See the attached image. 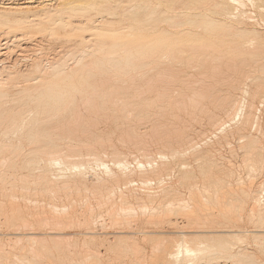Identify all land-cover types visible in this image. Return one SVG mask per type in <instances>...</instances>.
Here are the masks:
<instances>
[{"label": "bare ground", "instance_id": "obj_1", "mask_svg": "<svg viewBox=\"0 0 264 264\" xmlns=\"http://www.w3.org/2000/svg\"><path fill=\"white\" fill-rule=\"evenodd\" d=\"M4 1V0H3ZM3 1H1L0 0V6L1 7H3L2 9L0 8V25L1 24H3V25H6L7 26V28L8 29H10L13 25H16V28L17 27H27V26H31V24L32 23H34L35 22V20H37V18H36V16L38 17V16H44V17H49V19H50V21H52V23L53 24H56V25H60V26H64L66 23L63 21V19H62V16L65 14V13H71V14H75V13H81V15H84V16H87V17H89V16H92L93 14H95V13H93L94 11L96 12V10L98 9V10H102V9H104L103 7H102V5H101V7H100V9L96 6V3L95 2H88V4H84V3H82L83 1L82 0H47L48 1V4H50L49 5V7H51L50 8V10H52L51 11V13H49V12H47L46 10H47V7H48V4L47 3H45L44 1L42 2V1H40V3H35V0H24V1H19V0H9L8 2H3ZM94 1V0H93ZM103 1V0H102ZM140 1V2H139ZM226 1H229V0H226ZM232 3H231V5H228L227 6V4L229 3V2H226L225 3V1L224 0H138V2H139V4H135L134 6L133 5H131V7H130V5L128 6V4H126V3H124L123 2V4H125V5H127L128 7H125L123 10L122 9H118L117 11H124V19H126V26H125V28H128V30H127V32H128V35H133L132 37H130V38H126V39H122V38H113V37H111V38H113V39H102V38H99L100 40H98V39H96V40H98L96 43H102V45H104V43L103 42H108V43H110V45L109 46H111V47H113V48H115V50H120V49H116V47H121L120 46V44H125V45H127L128 46V50H126V47H123V49H124V51L126 52V53H128V57L127 56H125V57H127V59H129L130 57H132L133 55H135V53H137V52H140L141 54L142 53H144L143 55H144V57H141L142 59L139 61V63H137V64H133L134 66L133 67H135L134 69L136 70L135 72L136 73H138L137 75L134 73V71H133V73H131L130 72V74H131V77H133V79L132 78H129V79H127V80H134V79H137V77H140L141 79L140 80H142L141 82H143V80H145V79H148V80H146V81H149L150 83H152L153 85H154V87H152V88H154V89H156L157 91H159V92H154V91H156V90H152V94H150L151 96L154 94V93H158L157 94V96L159 97L160 96V94L167 100V102H168V104H169V106H170V104L173 106V103H174V99L176 98V96H174L175 98H173V95H172V93L174 92V87H173V83L171 84V82H177V81H185V80H183V78H182V69H180V68H177V67H175L174 66V64H172L170 61H168L166 58L168 57V55L170 54V52L172 53L171 54V56H173V57H175L176 59L178 58V60L179 59H181L182 57L180 56H178V57H176L177 55H178V51L180 50V48L181 49H184V50H186V46H189V47H198V48H201V49H203V48H205V46H207L208 48H206V49H209V46H212V47H215L214 49H215V51H216V48H217V53H218V50L219 49H221V46H222V44L224 45L225 43V38L224 37H222V36H219L217 33H214L213 35L211 34V35H206V34H201V33H197V32H195L194 30L195 29H198L197 27H200V28H202L206 33H209L210 31H209V28H210V26H213L214 24H216V22H218V20L216 19L215 20V18H212L211 17V14H226V15H229V16H233V17H237V16H239V15H244V16H248V18L249 19H253V16H250V15H248L249 13H248V11H245V10H241V6L242 7H244V5L246 4V2H249V3H251L253 6H256V7H258L260 10H262V11H264V0H230ZM116 1H114V3H115ZM120 3H121V1H119ZM128 2L131 4V2L132 1H130V0H128ZM127 2V3H128ZM133 2H134V0H133ZM37 4V5H33V4ZM57 4V5H55L56 6V9H55V7H54V5L53 4ZM234 3V5H232ZM123 4H121V6H123ZM230 4V3H229ZM236 4V5H235ZM40 5V8H38V10H35V8L34 9H32L33 11L35 10V13L34 14H31V16H33L34 15V17H32L31 19L29 18L30 17V14H28L27 12H31L32 10H30L31 9V7L33 8V7H36V6H39ZM42 5V6H41ZM110 5V4H109ZM230 6H234V7H230ZM246 6H247V4H246ZM113 6H108V8L107 7H105V9H108L109 11H110V9L112 8ZM117 7V6H116ZM228 7H230L231 9L233 8V10H231V11H229V10H227L228 9ZM118 8V7H117ZM119 8H121V7H119ZM25 9H27V10H25ZM54 9H55V12H54ZM199 9V10H198ZM246 9V8H245ZM49 10V9H48ZM251 10V9H250ZM102 11H105V10H102ZM112 11V10H111ZM115 11V10H114ZM235 11H237V12H235ZM53 12V13H52ZM108 12V11H107ZM113 12V11H112ZM112 12H109V14L111 15V16H115V13H112ZM250 12V11H249ZM78 13V14H79ZM253 13V12H252ZM261 13V12H260ZM29 16H28V15ZM97 14H99V11L97 12ZM106 14V13H105ZM104 14V15H105ZM118 16L117 17H120L119 16V13L117 12L116 13ZM254 14V13H253ZM80 15V14H79ZM216 15V16H217ZM255 15V14H254ZM4 16H6V17H4ZM104 17L103 15H100V17ZM105 16H107V15H105ZM122 16V15H121ZM197 16H202V19L203 20H201V22L200 21H197V19H196V17ZM222 16V15H221ZM80 18V17H79ZM98 18V17H97ZM106 18H108V17H106ZM105 18V19H106ZM110 19H112L111 17H109ZM198 19H201V18H199V17H197ZM74 19V18H73ZM104 19V20H105ZM110 19H106L105 21H107V20H110ZM117 19V18H116ZM116 19H114V20H116ZM231 19V18H230ZM238 19V18H237ZM44 20V19H43ZM97 20V19H96ZM99 20V19H98ZM119 20V19H118ZM118 20H116V21H113V23L114 22H116V23H118L119 21ZM123 20V19H122ZM223 20H226V19H223ZM232 20V19H231ZM244 20V18L242 19V20H240V21H243ZM42 21V20H41ZM49 21V22H50ZM216 21V22H215ZM237 21V20H236ZM37 22H39V21H37ZM81 22V21H80ZM79 22V24H81ZM97 22H101V21H97ZM95 23V20H94V22H90L91 24L93 23H95V24H98V23ZM125 22V21H124ZM197 22L199 23L200 22V24H197ZM223 22L224 21H222V23L221 24H223ZM230 22V21H229ZM229 22H228V24H229ZM68 23V22H67ZM76 23V22H75ZM84 23H85V20H84ZM104 23H106V22H104ZM109 24H113V23H110V22H108ZM227 23V22H226ZM232 23H234V22H232ZM239 23H241V22H239ZM251 23V22H250ZM257 23V22H256ZM69 24V23H68ZM78 24V23H77ZM92 24V25H93ZM94 24V25H95ZM99 24H101V25H103V23H99ZM109 24H107L106 23V25H109ZM120 24V23H119ZM217 24H219V26H220V23H217ZM216 24V26H218ZM71 25H73V24H71ZM75 25V24H74ZM81 25H83V23L81 24ZM224 25V24H223ZM234 25V24H233ZM232 25V26H233ZM76 26H78V25H76ZM75 26V27H76ZM80 26V25H79ZM78 26V27H79ZM99 27H100V25H98ZM124 25H122L120 28H122ZM216 26H214V27H216ZM227 26H230L231 27V25L229 24V25H227ZM245 26V25H244ZM58 27V26H57ZM69 27V26H68ZM81 27V26H80ZM83 27V26H82ZM99 27H98V29H99ZM234 27V26H233ZM236 27H237V25H236ZM246 27V26H245ZM254 27V26H253ZM263 28H264V26H262ZM70 28V27H69ZM84 28H86L87 30H94L95 28H94V26L93 27H84ZM227 28H229V27H227ZM227 28H225V29H227ZM239 28H240V25H239ZM252 28V27H251ZM73 30L75 29V28H72ZM211 29H213V28H211ZM247 29H249V28H244V29H242V30H237V32H239V35H240V32L244 35H250L251 34V32L253 33V36H252V38H251V40H255V41H257V47H255L256 49H252L251 47H248V48H245L244 47V43L242 44V43H239V44H235V45H238V46H236L234 49L235 50H237V52L238 51H240L239 52V55H242V57H243V59L241 58V57H239L240 58V60L239 61H241V59L242 60H244V62L247 64H251V63H253L254 64V66L256 67V68H258V70L261 72V75H257V74H260V73H257L256 75L252 72V71H250V70H245V69H243V71H242V69H241V66L240 67H237V65H238V63H239V61L238 62H236L235 63V61H234V64H235V66L237 67V71H235L236 70V67H234V65H233V67L235 68V70H234V73L235 72H238V74H237V77H233L232 79L233 80H225V79H223L222 78V76L223 75H225L226 74V76H228L227 75V73H225V74H222V76H221V78H222V82H225V81H227V82H225L226 84H227V86L229 87L228 89H227V91H226V93H219V91H221V90H219L218 88H219V83H221L220 81H219V83H218V77H214L215 79H216V81H215V83H211V82H209V83H211V84H209L207 81L209 80L208 79V77H205V79L207 78V81H202L201 79L199 80V81H202V83H200V85H201V87L200 86H198V84H197V86L198 87H200V88H196V98L195 99H191L192 101H193V103H192V101H191V103H190V106L192 105V104H194V106H196V107H191V109L192 108H196L197 110H196V112L197 111H202V112H200L201 113V116L202 115H204V113H206L205 111H207L208 113H210V115H209V117L210 118H212L214 121L215 120H217L218 119V117L219 116H221L220 115V113L223 111V112H225V113H227L228 112V115L227 116H232V117H228L229 119L231 118L232 119V121L233 120H235L237 117H239L238 118V120L237 121H233L234 123H235V126H233V127H231L228 131H224V129L226 128V124H227V122L225 121L224 122V120L223 119H219L220 120V122H218V123H220L219 124V127H216V128H222L223 129V131H221V132H223V134H222V136H221V138L222 139H224V140H226V141H228V139L230 138V136H232V138H233V140H234V137L233 136H235V135H238V137H240L239 139H241V140H239L240 141V145H243V144H241L242 142L241 141H244L245 142V145H246V148H251V149H246V150H248V152L250 153L251 151H252V149H257L258 150V143L260 142V139H259V137L257 136V135H254L253 136V134L251 135H249L247 132H246V130H248L249 128H252V127H258L257 128V130L259 129H261V131H262V128H261V125H260V116L259 115H257V113H255V111H254V109L255 108H257V106L254 104V100L252 101V102H249V100H248V98H247V96H249L250 95V86H248V87H245L246 85H244L246 82L243 80V77L245 78H247V79H251L252 78V82H253V84H254V89H253V97L254 98H256V96H259V98L261 97V98H263V94H264V76H262V74L264 75V61H261V58L262 57H264V32L262 31V32H260V30L259 31H255V30H253V31H249V30H247ZM253 29V28H252ZM50 30H52V28H50ZM83 30V29H82ZM96 30V29H95ZM223 30V29H222ZM258 30V29H257ZM264 30V29H263ZM5 31V30H4ZM8 33H9V30H6ZM5 31V32H6ZM11 31V30H10ZM13 31H15V30H13ZM12 31V32H13ZM81 31V30H80ZM207 31H209V32H207ZM235 31V30H234ZM233 31V32H234ZM211 32H213V31H211ZM217 32H219V31H217ZM221 32V31H220ZM1 33V32H0ZM51 33V32H50ZM87 33V32H86ZM104 33V32H103ZM137 33V34H136ZM7 34V33H6ZM22 34V33H21ZM20 34V35H21ZM91 34V33H90ZM89 34V35H90ZM92 34H94V35H96L95 33H92ZM134 34H136V35H134ZM182 35H186L187 36V38H180V36H182ZM220 35H223V34H221L220 33ZM1 36V35H0ZM19 36V35H18ZM18 36H15V39H14V37L12 38L13 40H11V41H13V43L14 44H16L17 42L19 43V41H24V37H23V39L21 40V39H19V38H17ZM49 36H51L50 34H49ZM242 36V35H241ZM22 37V36H21ZM29 37H31V36H29ZM56 37V36H55ZM62 37V36H61ZM89 37V36H88ZM92 37V36H91ZM95 37V36H94ZM100 37V36H99ZM227 37V36H226ZM229 37V36H228ZM240 37V36H239ZM2 38H3V36H2ZM1 38V39H2ZM10 38V39H11ZM51 38V37H50ZM53 38V37H52ZM63 38V37H62ZM199 38H204V40H202V42L200 43V46H195L196 44H199V43H197L198 42V40H199ZM230 38H232L231 36H230ZM234 38V37H233ZM235 38H236V35H235ZM234 38V39H235ZM243 38V37H242ZM54 39V38H53ZM53 39H50V40H52V42H54L53 41ZM56 39V38H55ZM72 39V38H71ZM86 38H84V37H82L80 40H82L81 42L83 43V41L85 40ZM94 38L92 37V39L91 40H93ZM239 39V38H238ZM43 40V39H42ZM49 40V41H50ZM59 39H57V41H58ZM67 40V39H66ZM87 40H88V38H87ZM87 40L85 41V43L87 42ZM226 40H228L227 38H226ZM237 40V39H236ZM245 40V39H244ZM1 41V40H0ZM10 41V40H9ZM22 41V42H23ZM78 41V40H77ZM231 41V40H230ZM2 42V41H1ZM6 42H8V39H7V41ZM16 42V43H15ZM44 42V41H43ZM62 42V41H61ZM94 42V41H93ZM9 43V42H8ZM12 43V42H11ZM12 43V44H13ZM17 43V44H18ZM24 43H25V41H24ZM28 43V42H27ZM58 43H59V41H58ZM67 43V42H66ZM76 43V42H75ZM78 43V42H77ZM76 43V44H77ZM107 43V44H108ZM238 43V42H237ZM2 44H6L7 45V43H2ZM12 44H8V46L7 47H10V45H12ZM16 44V45H17ZM19 44H21V43H19ZM39 44V43H38ZM76 44H73V47H75V45ZM87 44V43H86ZM89 44V43H88ZM93 44V43H92ZM253 44V43H252ZM1 45V44H0ZM72 45V44H71ZM71 45H70V47H71ZM79 45H81V43H79ZM234 45V44H233ZM232 45V46H233ZM234 45V46H235ZM2 46V45H1ZM18 46V45H17ZM22 46V45H21ZM21 46H19L20 48H23V46L21 47ZM87 46V45H86ZM85 46V47H86ZM100 45L98 44V48H104L105 50L104 51H102V53L103 52H106L107 51V49H109L108 47L109 46H100ZM230 46V45H229ZM229 46H227V47H229ZM243 46V47H242ZM245 46H248V45H245ZM250 46V45H249ZM251 46H254V45H251ZM6 47V48H7ZM37 47V46H36ZM69 47V46H68ZM69 47V49L71 50V48ZM78 47V46H77ZM84 47V46H83ZM89 47H94V49L96 50L97 48H96V46H89ZM106 47V48H105ZM183 47V48H182ZM5 48V47H4ZM20 48H18V49H20ZM26 48V47H25ZM53 48V47H52ZM51 48V49H52ZM65 48V47H64ZM63 48V49H64ZM79 48V47H78ZM198 48H195V49H197V50H195L194 48H191L192 50L191 51H193V54H194V56L190 53V51H186V54H188L187 52H189V54H188V57L190 58L191 56H193L194 58H195V66H194V63H193V67H195V69H196V67H197V70L198 71H196V73L198 72V74L199 73H202V75H199V76H203V78H204V75H208V74H210L209 72H210V70H212V72H214L215 73V71H216V75H217V73H219V72H221L222 73V71H218V69H221V68H219V67H221L223 64L221 63V62H223V61H221V62H219V60H223V58H226V57H228V55L226 56L224 53H219V55L218 54H215L214 52V54L216 55H214L213 57L216 59V57H217V55H218V57L220 58H218V59H216L217 61L216 62H218V63H221L222 65H220V64H217V65H219V66H212L211 67V65H210V63L212 64L213 62H210V60H213V57H212V59H211V57H210V55H213V53L212 54H208L207 52H204L205 51V49H203L204 51L202 52H199L200 51V49L198 50ZM223 49L225 48V47H222ZM45 49H46V47H45ZM89 49V48H88ZM73 50V49H72ZM80 50V49H79ZM83 50V49H82ZM84 50H87V47H86V49L84 48ZM82 51L83 53L85 52V51ZM94 50V51H95ZM110 50V49H109ZM113 51L114 53L116 52L117 53V51ZM165 50H167L168 52H166ZM170 50V51H169ZM213 50V49H212ZM8 51V50H7ZM44 51V50H43ZM51 51V50H50ZM60 51V50H59ZM61 51H63L62 49H61ZM98 51H101V50H98ZM121 51V50H120ZM128 51V52H127ZM6 52V51H5ZM12 52V51H11ZM16 51H14V53H15ZM39 52V51H38ZM64 52V51H63ZM66 52V51H65ZM69 52H71V51H69ZM77 52V51H76ZM75 52V53H76ZM89 52V51H88ZM97 52V51H96ZM96 52H93L94 54H96ZM112 51H110V53H111ZM122 52V51H121ZM124 52V54H126ZM147 52V57H146V59H145V53ZM164 52H165V54H164ZM179 52H181V53H179V54H184V52H182L181 50L179 51ZM210 52H212L211 51V49H210ZM24 53V52H23ZM26 53V52H25ZM24 53V54H25ZM52 53V52H51ZM85 53H87V51L85 52ZM99 53H101V52H99ZM108 53V52H107ZM114 53H112V54H114ZM229 52H227L226 54H228ZM231 53V52H230ZM233 53V52H232ZM231 53V54H232ZM48 54H50V53H48ZM90 54H92V52L90 51ZM109 54V53H108ZM111 54V55H112ZM118 54H120V53H117V55L116 56H118ZM123 54V55H124ZM138 54V53H137ZM12 55V54H11ZM63 55V54H62ZM81 55V54H80ZM96 55H98V54H96ZM96 55H95V57H94V59H97L98 57L100 58V54L97 56V58H96ZM115 55V54H114ZM185 55V54H184ZM234 54H232V56H233ZM237 55H238V53H237ZM245 55H247L248 57H245ZM1 56V55H0ZM7 56V55H6ZM68 56V55H67ZM81 56H83V55H81ZM84 56H86V57H88V55H84ZM83 56V57H84ZM89 56H91V55H89ZM116 56H114V57H112L113 59H116L117 57ZM120 56V55H119ZM140 56V55H139ZM142 56V55H141ZM167 56V57H166ZM170 56V55H169ZM226 56V57H225ZM5 57V56H4ZM24 57V56H23ZM54 57V56H53ZM76 57V56H75ZM116 57V58H115ZM134 57V56H133ZM132 57V58H133ZM230 57V56H229ZM236 58H237V56H235ZM234 56H233V59L235 58ZM35 58V57H34ZM33 58V59H34ZM59 58V57H58ZM57 58V59H58ZM80 58V57H79ZM79 58H77V60L79 59ZM82 58V57H81ZM85 58V57H84ZM84 58L83 59H81L78 63H73L74 64V66H70L71 67V69L73 70H69V72L67 71V69H63L65 72H63V70H61L60 71V69L59 68H56V69H58L59 71L57 72V73H55V75H54V77L53 78H43V79H39L38 77L37 78H33V79H30V78H28L27 80L28 81H30L26 86H23V87H15L16 85H15V79L17 80V75L15 76V72H17V71H15L14 69H16V68H14L13 70L15 71L14 73H13V75H12V73L10 74V70L8 71L7 70V72H9V74H6L7 75V77H2V78H0V127H4V131H3V133H4V135H6V136H9V135H11V134H13V133H16V132H18V131H20L21 129H24V131H22V132H24L23 133V135H22V137L23 138H25L26 140H28V141H25L30 147H28V152H26V154H24L23 155V157H24V159H23V161L21 162V164H20V162H19V158H20V155H22L24 152L22 151V149H23V147H24V144H23V142H21L20 143V145H13V144H11V143H6V142H2V143H0V157H2V160H0V166H3L4 164V166L3 167H7L6 168V170H1L2 168H0V210H2L3 211V215L5 216L4 218V221H0V228H1V226H7L8 228H18V229H20V230H17V229H14V230H16V232H14V233H12L13 234V237L11 238V236L9 237V238H11V239H13L14 237L16 238V240L14 241V240H12V241H14L13 243H15L16 245H17V242L16 241H20V243H21V241L23 242H25L22 246H20V247H16L17 249L15 250V251H11V250H9V251H7L6 250V246H4V245H7V244H5V242H2L1 240H0V251H1V253H0V264H9L11 261V259L13 258H11V255H13L12 253H14V252H17L16 253V257H17V259H18V261L19 262H21V264H87L86 262L88 261H90L89 262V264H102V262H101V260H100V253L99 252H94V251H91L90 249L88 250V245H85V250L86 251H91L90 253L88 252H86L85 254H89V256L87 257V259L83 262V261H81V260H78V259H76L75 257H72V254H74L73 252H75V251H73V249L72 248H74V247H72V246H70V247H72V248H68L67 246H65V245H70V244H68L67 243V239L65 238L66 236H62L61 234H64V233H58V232H55V235H51V242H49V241H47L48 240V238L47 237H45V235L43 234L42 236L41 235H39V234H37V232H34V231H28L27 229H34L35 227H37V226H41V225H46V226H49L50 227V225L49 224H57L58 226H60V224L61 225H63V224H66V223H71V222H74L73 220H74V214H75V210H74V207H72L71 205V207H72V209H71V207H70V209L71 210H67L68 209V207H62L61 209L63 210V211H61V212H56V211H54V209L56 208V205L54 206L55 208L54 209H52L51 210V212L49 213V214H46V213H43V212H45L44 210H43V212H36V213H33L32 211H30V210H28V208H27V202L25 203L24 202V204H27L26 206H24V207H22L21 205H19V204H21V203H19L18 204V202H20V201H18V199L16 198V200L18 201V202H16L15 200H14V198H13V195H15V194H18L17 192V190H14V189H17L18 187H16V186H18V182H19V180H18V178H17V180L15 179L16 177V173L14 172L13 173V171L14 170H19L18 169V167L20 166L22 169H24L23 171V173H22V175H19V177L21 176V182H20V184H21V191H20V193L22 192V191H24L25 192V194H24V197H23V199L26 197V194H28L29 192H30V190L32 189V186L31 185H33L34 187H35V189H37V190H35L34 189V191H36V193H37V195H38V188H40V190H41V192H39V193H41V195L43 196L44 194H42V191L43 192H50L51 194H52V196H53V194H54V192H55V194H54V197H55V195H57L55 198H58V195L61 193V191H60V193L59 192H57V190L59 191V190H61V189H64L63 190V192L64 191H66L67 190V192H70V191H72L74 188H76V191L77 190H79L80 188H78V184H77V182H78V180L80 179V180H82L83 181V179L85 180V181H88V180H86L85 178H83L82 179V177H83V175L85 174V169L87 168V166H86V168H85V163H75V168H79V169H77L78 171L77 172H74V173H72V174H66V175H64L63 174V172H61L60 170L61 169H59V172L60 173H62L63 174V176L61 175V176H59V177H54V175H55V173H54V175L51 177V174H50V171H49V165H54V164H57V166H60V167H62L61 165H65V166H68V160H72L73 159V157H71V159L69 158V157H67V153H68V151L67 150H69L70 151V147H72V148H75V147H77L76 148V150H77V152H78V149H82V148H78V147H81V144H80V146H78L79 144H75V147L73 146V145H69V146H67V147H65V148H68V149H66V151H62V152H60L64 147H63V145H64V142L63 141H65V139H67V138H70V139H73V138H81L82 136L79 134V130L81 129V132H82V130H87V132L90 130L89 128H90V124L91 123H93V120H91L90 122L91 123H89V119L90 118H86L85 117V113H87V112H82V108L83 107H85V108H83L84 110L86 109V108H88V107H94V109H95V111H100V112H103V110L105 111V106L106 105H108V101H106L105 100V98H107V97H110V99L109 100H111V103L114 105V103L113 102H115V100L118 98V97H120V99L119 100H121L122 102H120V103H123L122 105H124V107H126L127 105H131V103L132 102H129L131 99H129V100H122L123 99V97L125 98V96H122L123 94H122V91H125L126 92V95L128 94L127 92H129L130 90H133L132 89V87H133V84H135V85H137V86H140V85H138V84H141V82L140 81H138V82H136L135 80V83L134 82H130V81H128V82H130L129 83V86L130 87H128L127 89H125V87L124 86H126V84L128 83L127 82V80L126 79H122V78H119V77H112V76H110V77H112V78H110L108 75H109V73L108 72H106V71H109V69H110V67L108 66V65H110L112 62V60L110 61L109 59H108V61L109 62H111V63H107L108 65H107V67H109V69L107 70L106 68V70H104V69H101L100 68V66L102 65L101 64V61H91V60H93L91 57L89 58L90 59V61H88L89 59L88 58H85V59H88L87 61L85 60V61H83L84 60ZM137 58H138V56H137ZM136 58V59H137ZM170 58H172V57H170ZM235 58V59H236ZM238 58V59H239ZM249 58V59H248ZM0 59H1V57H0ZM3 59V58H2ZM10 59V58H9ZM36 59V61L38 60H40V58H35ZM46 59H48V58H46ZM70 59V58H69ZM119 59V58H118ZM123 58H122V56H121V60H122ZM124 59H126V58H124ZM134 59V58H133ZM133 59H131V60H129V61H135V60H133ZM166 59V60H165ZM175 59V60H176ZM208 59H209V61H208ZM227 59V58H226ZM225 59V60H226ZM231 59V58H230ZM230 59H229V61H230ZM68 60V59H67ZM71 60V59H70ZM76 60V61H77ZM102 60H106V59H102ZM183 59H181L180 61L181 62H184V61H182ZM191 60V59H190ZM192 60H194V59H192ZM191 60V61H192ZM1 61V63H2V61L3 60H0ZM47 61V60H46ZM56 62H54L55 64H57L59 61H57V60H55ZM173 61V60H172ZM177 61V60H176ZM215 61V60H214ZM232 61V60H231ZM237 61V60H236ZM249 61H251L250 63H249ZM22 62V61H21ZM33 62V61H32ZM40 62H41V60H40ZM48 62V61H47ZM75 62V61H74ZM106 62H107V60H106ZM115 62V61H114ZM116 62H117V60H116ZM115 62V63H116ZM120 62V61H119ZM187 62V61H186ZM210 62V63H209ZM233 62V61H232ZM232 62H229V63H231V64H228L227 63V60H226V63H227V65H229L228 67H229V69L228 70H231V65H232ZM244 62H242V64L244 63ZM0 63V64H1ZM5 62H3L2 64H4ZM20 63V62H19ZM42 63V62H41ZM40 63V64H41ZM54 63H52V61H51V64L53 65ZM63 62H61V65L63 66V64H62ZM103 63H105V62H103ZM174 63H176V62H174ZM226 63L224 64L225 66H226ZM244 63V64H245ZM21 64V63H20ZM19 64V65H20ZM38 64V63H37ZM39 64V65H40ZM54 64V65H55ZM60 63H58L57 65H59ZM69 64V63H68ZM100 64V65H99ZM116 64H119V63H116ZM132 64V63H131ZM131 64H130V66H129V68L131 67ZM237 64V65H236ZM242 64H240V65H242ZM245 64V65H246ZM6 65V64H5ZM4 65V66H5ZM47 65V64H46ZM60 65V67H62ZM64 65H65V62H64ZM179 65V64H178ZM187 65V64H186ZM213 65V64H212ZM252 65V64H251ZM3 66V67H4ZM16 66H17V64H16ZM22 66V65H21ZM34 66V65H33ZM38 65H36V67H37ZM43 66V65H42ZM56 66V65H55ZM55 66H54V69H55ZM95 66H97V69L95 70ZM104 66H106V63H105V65ZM103 66V67H104ZM113 66V65H112ZM111 66V67H112ZM126 66V65H125ZM183 66H184V64H183ZM191 66V68H192V65H189L188 67H190ZM225 66H222V67H225ZM49 67H52V66H49ZM57 67V66H56ZM74 67H76V68H74ZM186 67V66H185ZM188 67H186V69L188 68ZM249 67V66H248ZM1 68V67H0ZM37 68H39V67H37ZM41 68V67H40ZM45 68V67H44ZM43 67H42V69H44ZM63 68H65L64 66H63ZM116 67H114L113 66V68L112 69H115ZM120 68H122V67H120ZM127 68H128V66H127ZM191 68H190V70L189 71H191ZM249 68H253L252 70H254V67H249ZM7 69H9V67L7 68ZM11 69H12V67H11ZM34 69H36L35 67H34ZM33 69V70H34ZM55 69V70H56ZM62 69V68H61ZM119 69V68H118ZM124 69V68H123ZM126 69V68H125ZM124 69V70H125ZM241 69V70H240ZM12 70V71H13ZM38 72H39V70L38 69H36ZM111 70V69H110ZM120 70V69H119ZM123 70V71H124ZM133 70V69H132ZM227 70V71H228ZM257 70V71H258ZM3 71H4V68H3ZM31 71V70H30ZM35 71V70H34ZM34 71H32V72H34ZM46 71V70H45ZM44 71V72H45ZM50 71H52V69H50ZM70 71H72V72H70ZM111 71H114V70H111ZM117 72H118V70H116ZM115 71V72H116ZM122 71V72H123ZM126 71H128V69L126 70ZM126 71L124 72V73H126ZM131 71V70H130ZM186 71V70H185ZM194 71V70H193ZM218 71V72H217ZM256 71V72H257ZM5 72H6V68H5ZM43 72V74H45ZM47 72H49V70L47 71ZM230 72H232V71H230ZM4 73V72H3ZM20 73V72H19ZM29 73V72H28ZM27 73V74H28ZM31 73V72H30ZM30 73L28 74V76H30ZM37 72L35 71V73L34 74H36ZM41 73H42V71H41ZM186 73V72H185ZM191 73V72H190ZM190 73H189V76H190ZM194 73V72H193ZM192 73V74H193ZM221 73H220V75H221ZM253 73V74H252ZM5 74V73H4ZM24 74V73H23ZM26 74V73H25ZM32 74V73H31ZM50 74L52 75V73L50 72ZM111 74H112V72H111ZM114 74V73H113ZM136 75V78H134L135 77V75ZM204 74V75H203ZM213 74V73H212ZM236 74V73H235ZM46 75H47V73H46ZM196 75V74H195ZM216 75H214L213 74V76H216ZM231 74H229V76H230ZM23 76V75H22ZM26 76V75H25ZM123 76V75H122ZM128 76H130L129 75V73H128ZM213 76H212V78H213ZM225 76V77H226ZM232 76H233V74H232ZM78 77V81H79V83H80V85H78L77 83H75L74 82V79L75 78H77ZM194 77V76H193ZM193 77H192V79H193ZM231 77V76H230ZM23 78V77H22ZM123 78H125V77H123ZM190 78L191 77H189V78H187V79H189L190 80ZM196 78V77H195ZM194 78V79H195ZM200 78V77H199ZM209 78H211V75H210V77ZM212 78H211V80H212ZM228 78V77H227ZM113 79V81H111L112 83L113 82H115L114 84H116L117 82H119V84H117V86H115V87H113L112 89H111V93H110V95L108 94L107 95V93H108V91H106V94L105 93H102V92H105V91H102L104 88H103V86L105 87L108 83L110 84L111 82L109 81V80H112ZM115 79V80H114ZM229 79H231V78H229ZM152 80V81H151ZM153 80H155V84H154V81ZM223 80H225V81H223ZM24 81H26V80H24ZM107 81V82H106ZM187 81V80H186ZM195 80H193V81H191L192 83L194 82ZM27 82V81H26ZM140 82V83H139ZM149 82H147L148 84L147 85H149ZM196 82H197V80H196ZM203 82H206L205 84L203 83ZM245 82V83H244ZM105 83H107V84H105ZM138 83V84H137ZM188 83H190V81H188ZM191 83V84H192ZM198 83V82H197ZM248 83V82H247ZM17 84V83H16ZM105 84V85H104ZM143 84H144V82H143ZM152 84H150V86H148L147 87V89L149 88V87H151L152 86ZM187 84V83H186ZM194 84V83H193ZM192 84V85H193ZM208 84V85H207ZM222 84V83H221ZM224 84V83H223ZM226 84H224L225 86H226ZM18 85H22V84H20V82H18ZM118 85H120V86H118ZM132 85V86H131ZM223 85V86H224ZM146 86V85H145ZM175 86V85H174ZM180 86V85H179ZM182 86V85H181ZM191 86V85H190ZM195 86V85H194ZM194 86H193V88H194ZM107 87V86H106ZM141 88H139V91H141V89L143 90L144 89V87L142 88V85L140 86ZM177 87V86H176ZM187 87V85L185 86V88ZM189 87V86H188ZM196 87V86H195ZM9 88H12L16 93H15V97L13 98V100L11 99V102H12V105H10L9 106V101H10V98L8 97L9 95H8V93H9V91H11ZM133 88H135L134 89V92L137 94L138 92H136L135 90H137L136 89V86H134ZM178 88V87H177ZM176 88V89H177ZM106 89V88H105ZM150 89V88H149ZM181 89V88H180ZM191 89V88H190ZM195 89V88H194ZM178 90V89H177ZM185 90H188V89H185ZM233 90H240L241 92H242V94L244 95V97H242V99H237L236 98V96H234L235 94L237 95V93H232L233 92ZM144 91V90H143ZM151 91V90H150ZM189 91V90H188ZM192 91H194V90H191V92ZM149 92V91H148ZM175 92H176V90H175ZM186 92V91H185ZM195 92H193V93H195ZM140 94H145L144 92H139ZM138 93V94H139ZM177 93V92H176ZM188 93H190V91L188 92ZM132 94H134V93H132ZM131 94V95H132ZM140 94H139V97H140ZM175 94V93H174ZM178 94H179V92H178ZM234 94V95H233ZM180 95V94H179ZM192 95V94H191ZM145 96H146V94H145ZM147 96H149V94L147 95ZM146 96V97H147ZM156 96V97H157ZM162 96H160V97H162ZM181 96V95H180ZM179 96V98L180 99H182L181 97ZM184 96V95H183ZM185 96H187V95H185ZM184 96V97H185ZM189 96V95H188ZM238 96V95H237ZM240 96V95H239ZM242 96V95H241ZM240 96V97H241ZM121 97H122V99H121ZM135 97H138V96H135ZM138 97V98H139ZM159 97V98H160ZM190 97V96H189ZM192 97H193V95H192ZM115 100H114V99ZM138 98H136V99H138ZM152 98V97H151ZM179 98H178V100H179ZM142 99H144V97H142ZM150 99V98H149ZM149 99H148V101H149ZM162 99V98H161ZM177 100V101H178ZM186 100V99H185ZM261 100V101H260ZM259 101L262 103V104H264V98L263 99H260ZM133 101V103H135L134 102V100H132ZM142 101V100H141ZM150 101L151 102H149V105H154V103H155V100H151L150 99ZM152 101H154V103H152ZM156 101H157V99H156ZM159 101V100H158ZM157 101V103H159ZM163 101H165V100H163ZM137 102V101H136ZM144 102L146 103V99L144 100ZM182 102H183V100H182ZM185 102V101H184ZM259 102V103H260ZM130 103V104H129ZM133 103H132V105H133ZM138 103V102H137ZM177 103V105H178V102H175V104ZM181 102H179V104H180ZM147 104V103H146ZM159 104H163V103H159ZM184 105H185V103H183ZM261 104V105H262ZM152 105V106H153ZM158 104H156V106H157ZM120 106V105H119ZM134 106V105H133ZM159 106V105H158ZM169 106L165 109L166 111H167V109L169 108ZM175 106V105H174ZM179 106V105H178ZM189 106V105H188ZM188 106H185V107H187V109H188ZM193 106V105H192ZM264 106V105H263ZM137 107V106H136ZM177 107V106H176ZM184 108V106H182L181 105V108ZM118 108V107H117ZM137 108H139V107H137ZM141 108V107H140ZM139 108V109H140ZM154 108H155V106H154ZM154 108H153V110H154ZM157 108H159V107H157ZM175 108V107H174ZM92 109V108H91ZM91 109H86V111H88L89 112V110H91ZM97 109V110H96ZM126 109V108H125ZM129 109H131V108H128L127 110H129ZM146 109V108H145ZM199 109V110H198ZM258 110L257 111H259V108H257ZM109 110V109H108ZM122 110V109H121ZM126 110V111H127ZM140 110H143V108L142 109H140ZM152 110V111H153ZM162 110V108H160V111ZM165 110H163L162 112L163 113H166V111ZM172 110V109H171ZM171 110H170V112H171ZM179 110V112L180 111H182V113H183V109H181L180 110V108L178 109ZM193 110V109H192ZM192 110H190L189 109V113H190V115L192 116V117H196V116H198L196 113H195V115L193 116V114L194 113H191V111ZM113 111V110H112ZM123 112H120L119 110H118V114H119V116H121L120 115V113L121 114H123L124 115V112H125V110H122ZM144 111V113H145V110H143ZM142 111V112H143ZM147 111H149V109L147 110ZM151 111V110H150ZM157 111V110H156ZM155 111V112H156ZM165 111V112H164ZM177 111V110H176ZM184 111H187V110H184ZM195 111V110H194ZM99 112V113H100ZM114 112V111H113ZM117 112V111H116ZM132 112V111H131ZM134 112H137V110L136 111H133V113ZM158 112V111H157ZM84 113V114H83ZM91 113H93V115L95 116V115H98L99 113H94L93 111H91ZM104 113V112H103ZM110 113V112H109ZM112 113V112H111ZM140 113V112H139ZM139 113L137 114V113H135V114H137V115H139ZM187 113V112H186ZM208 113H206V114H208ZM259 113V112H258ZM101 114V113H100ZM106 114H108V111L107 112H105L103 115L104 116H107ZM126 114V113H125ZM134 114V115H135ZM149 114L150 113H148V114H146V115H148L149 116ZM153 114V113H152ZM156 114V113H155ZM155 114H154V116H155ZM158 114V113H157ZM161 114V113H160ZM158 115V116H160L161 117V115ZM169 114L170 113H168L167 112V115H168V117H169ZM178 114V113H177ZM185 114V113H184ZM188 114V113H187ZM199 114V113H198ZM86 115H88V113L86 114ZM93 115H90L91 117L93 116ZM113 116H111V120H112V118L114 117V114H112ZM128 115H132V113H130L129 112V114ZM127 114L126 115H124V119H125V116H128ZM175 115V114H174ZM179 115H180V113H179ZM100 116H102V115H100ZM100 116H95L94 118H96V119H98L99 120V118L98 117H100ZM109 116V115H108ZM142 117L140 118L139 117V121H138V123H140V122H142V120L143 119H145V118H143L144 117V115H141ZM153 116V117H154ZM163 116V118H164V116H166V114L165 115H162ZM173 116V115H172ZM178 115H176V116H174V117H177ZM183 116V115H182ZM181 116V117H182ZM205 116H208V115H205ZM160 117H159V119H160ZM179 117V116H178ZM185 117V116H184ZM108 118V117H107ZM128 119H129V117H127ZM131 118H133V117H131ZM135 118V117H134ZM133 118V119H134ZM136 118H137V116H136ZM147 118V117H146ZM151 118V117H150ZM155 119H157V117H154ZM162 118V117H161ZM190 118V117H189ZM109 119V118H108ZM115 119H117V117L115 118ZM148 119H149V117H148ZM148 119H146V121L148 122V121H150V120H148ZM153 119V118H152ZM175 119V118H174ZM187 119V118H186ZM186 119H184L183 118V120H186ZM199 119H200V121L199 122H201V120H202V118L201 117H199ZM198 119V120H199ZM206 119V118H205ZM103 120L104 119H102V121H101V117H100V125H103L104 123H103ZM164 120H166L165 118H164ZM168 120V119H167ZM166 120V121H167ZM190 120H194L193 118H191ZM212 120V121H213ZM109 121V120H108ZM113 121V120H112ZM154 120H151V122H153ZM159 121H162V122H164L163 121V119H161V120H159ZM157 122V123H160V122ZM180 121V120H179ZM182 121V120H181ZM195 121H196V118H195ZM96 122H98L99 123V121H96L95 120V124H97ZM105 122V121H104ZM129 124L131 125L130 126V128L129 129H131V133L132 134H134V136H135V138L137 137V140L134 138V140L133 139H131L130 138V140H132V141H134L133 142V144H136V146H137V144H138V146H140L139 144H141V142H143V141H141L142 139H144L143 137H140L141 135L142 136H146V134L145 133H140L138 130H140V129H138V128H141V127H139L137 124H136V121H131V119H129ZM147 122H146V125H147ZM187 122H188V120H187ZM193 122V121H192ZM196 122H198V121H196ZM195 122V123H196ZM198 122V125L199 124H202V123H199ZM94 123L92 124V126H94ZM143 123V122H142ZM142 123H140V124H142ZM149 123V122H148ZM156 123V122H155ZM165 123V122H164ZM163 123V124H164ZM168 123H170L171 124V121H170V119H169V122ZM168 123H165L166 125L168 124ZM182 123V122H181ZM184 123V122H183ZM182 123V124H183ZM209 123H212L211 122V120H210V122ZM144 124V123H143ZM142 124V125H143ZM153 124V123H152ZM162 124V123H161ZM169 124V126H171ZM177 124V123H176ZM190 124H192V123H189L188 125H190ZM99 124H97L96 126H98ZM125 125V124H124ZM124 125H123V128H124ZM156 125H158L159 126V124H156ZM165 125V126H166ZM178 125V124H177ZM185 125V124H184ZM188 125L186 126V127H188ZM228 126H230L229 125V123L227 124ZM149 126V125H148ZM162 126V125H161ZM164 126V125H163ZM162 126V127H163ZM175 126V125H174ZM181 127L182 125H178V127ZM209 126V125H208ZM216 126H217V124H216ZM126 127H127V123H126ZM151 127V125L149 126V128ZM153 127H155L154 125H153ZM157 127V126H156ZM179 127V129L181 130V128ZM186 127H184L183 129H186ZM193 126H191V128H192ZM214 128H215V126H213ZM212 127V128H213ZM107 128V127H106ZM121 128V127H120ZM193 128H195V127H193ZM206 128H208V127H206ZM98 129V128H97ZM161 129H163V128H160V131H159V133L161 132ZM167 129V128H166ZM170 129V128H169ZM182 129V130H183ZM197 129V128H196ZM124 130V129H123ZM126 130V129H125ZM151 130H153V128L151 129ZM164 130V129H163ZM162 130V131H163ZM168 130V129H167ZM217 130H219V129H217ZM216 130V131H217ZM221 130V129H220ZM59 131H61V133H59ZM141 131V130H140ZM147 131V130H146ZM149 131V130H148ZM156 131H157V128H156ZM164 131H166V130H164ZM170 131V130H169ZM177 130L175 129V131L173 132V134H176L175 132H176ZM84 132V131H83ZM86 132V131H85ZM124 132V131H123ZM141 134H139V133ZM144 132V131H143ZM168 132V131H167ZM204 132V131H203ZM202 132V133H203ZM219 132V131H218ZM260 132V131H259ZM150 133V132H149ZM154 133H155V130H154ZM162 133V132H161ZM164 133V132H163ZM201 133V134H202ZM206 133V132H205ZM262 133V132H261ZM18 134V133H17ZM16 134V135H17ZM126 134V133H125ZM144 134V135H143ZM158 134V133H157ZM157 134H155V135H157ZM166 134H168V133H166ZM170 134V133H169ZM173 134H171L172 136H173ZM211 134H212V132H211ZM3 135V134H2ZM106 135H108L107 133H106ZM110 135V134H109ZM115 135V134H114ZM153 136H151V137H156V136H154V134H152ZM163 135V134H162ZM165 135V134H164ZM179 135V134H178ZM177 135V136H178ZM184 135V134H183ZM203 135V134H202ZM207 135V134H206ZM1 136V135H0ZM97 136V135H96ZM99 136V135H98ZM122 136L123 135H121L119 138H121V139H123V141L125 142V139H124V137L122 138ZM127 136V135H126ZM147 136L148 137H150V135H148L147 134ZM146 136V137H147ZM166 136H168V135H166ZM166 136H164L166 139H169V136L168 137H166ZM180 136V135H179ZM92 137V136H91ZM128 137V141H130L129 140V136H127ZM146 137H145V139L144 140H147L146 139ZM157 137H158V139H160L159 138V136L157 135ZM162 137V136H161ZM164 137H162V138H164ZM176 137V135H174V138ZM181 137V136H180ZM201 137V136H200ZM204 137H206L205 135H204ZM217 137V136H216ZM89 138V137H88ZM99 138V137H98ZM153 138V139H154ZM183 138V137H182ZM184 138H185V136H184ZM188 138V137H187ZM197 138V137H196ZM83 139V138H82ZM101 139H102V137H101ZM113 139V138H112ZM140 139V140H139ZM173 139V138H172ZM171 139V141H174V140H172ZM176 139H177V137H176ZM179 139V138H178ZM186 139V138H185ZM243 139V140H242ZM78 140V139H77ZM118 140V139H117ZM155 140H157V138L155 139ZM162 140V139H161ZM161 140H159L160 142H162ZM1 141V140H0ZM21 141V140H20ZM84 141V140H83ZM109 141V140H108ZM122 141V140H121ZM147 141H149V140H147ZM146 141V143L147 144H149L148 142ZM151 143H153L154 144V141L152 140V138H151ZM164 141V140H163ZM168 140H166V141H164V142H167ZM170 141V140H169ZM176 141H178V140H176ZM180 141V140H179ZM185 141V140H184ZM69 142V141H68ZM93 142H95V141H93ZM100 142L101 141H99V144H100ZM112 142V141H111ZM122 143L123 145L125 144V143ZM136 142V143H135ZM156 142H158V141H156ZM186 142V141H185ZM191 142V141H190ZM189 142V143H190ZM203 142H205V141H203ZM217 142V141H216ZM233 142V141H232ZM263 142V141H262ZM83 143V142H82ZM85 143H87V142H85ZM85 143H84V145H83V149H84V146H85ZM97 143V142H96ZM96 143H94V144H96ZM102 143V142H101ZM110 143V142H109ZM132 143V142H131ZM170 143V142H169ZM229 143H231V142H229ZM70 144V143H69ZM99 144H97V145H99ZM104 144H106L105 142H104ZM119 144H121V142H119ZM156 144V143H155ZM171 144V143H170ZM173 144V143H172ZM178 144V143H177ZM181 144V143H180ZM179 144V145H180ZM188 144V143H187ZM187 144H185V146L187 145ZM198 144V143H197ZM206 144V143H205ZM260 144V143H259ZM262 144V143H261ZM66 145H68V144H66ZM91 145H93L92 143H91ZM90 145V142H89V146H91ZM103 145V144H102ZM110 145V144H109ZM114 145V144H113ZM146 146V144L144 145V143H142L141 144V146ZM159 145V144H158ZM162 145V144H161ZM190 145V144H189ZM216 145V144H215ZM229 145V144H228ZM104 146V145H103ZM132 146H134V145H132ZM137 146V148H140V147H138ZM148 146V145H147ZM156 146V145H155ZM174 146V145H173ZM200 146V145H199ZM238 146V145H237ZM262 146V145H261ZM260 146V147H261ZM129 147V146H128ZM166 147V146H165ZM164 147V148H165ZM191 147V146H190ZM216 147V146H215ZM240 147V146H239ZM85 148H87V146H85ZM91 147H89V149H90ZM94 148H96V147H94ZM112 148V147H111ZM115 148V147H114ZM142 148V147H141ZM146 148V147H145ZM151 148V147H150ZM174 148H175V146H174ZM182 148V147H181ZM192 148V147H191ZM213 148V147H212ZM229 148V147H228ZM231 149H230V154L231 155H233L234 153H231V150H232V148L233 147H230ZM235 148V147H234ZM241 148V147H240ZM240 148H239V150H240ZM243 148L244 147H242L241 149L243 150ZM116 149H118V148H116ZM157 149H158V147H157ZM166 149H168V148H166ZM177 149V148H176ZM215 149V148H214ZM218 149V148H217ZM26 150V149H25ZM65 150V149H64ZM72 150H75V149H71V151ZM85 150H87V149H85ZM96 150V149H95ZM114 150V149H113ZM120 150V149H119ZM142 151H143V153H145V151L143 150V149H141ZM141 150H139L140 152H141ZM146 150V149H145ZM159 150V149H158ZM162 150V149H161ZM174 150V149H173ZM216 150V149H215ZM241 150V151H242ZM245 150V149H244ZM245 150V151H246ZM251 150V151H250ZM257 150H255V151H257ZM93 151V150H92ZM96 151H98L99 152V150H96ZM104 151H105V149H104ZM149 151V150H148ZM172 151V150H171ZM178 151V150H177ZM208 151V150H207ZM211 151V150H210ZM240 151V152H241ZM65 152H67L66 154H64ZM76 152V153H77ZM90 152V151H89ZM89 152H87V153H89ZM108 152V151H107ZM160 152V151H159ZM158 152V153H159ZM178 152H180V151H178ZM189 152V151H188ZM218 152V151H217ZM220 152H222L221 150H220ZM227 152V151H226ZM234 152H235V149H234ZM71 152H69V154H70ZM86 153V158H88L87 157V154ZM96 153V152H95ZM95 153H93L94 155H95ZM147 153H149L150 154V152H147ZM164 153H166V152H164ZM164 153H162V152H160V154H159V156H160V158H161V160H156V159H154V157L152 156V157H150V158H153V159H147V160H145V162L144 161H142V160H139L138 161V168L137 169H131L130 168V161L128 162L126 159L125 160H122V159H119V158H117L115 161H114V165H116L118 168H119V170H120V173H117V172H114V170H113V168L112 167H108V168H106V174H107V176L109 177V178H111V180H113V182H115L116 183V185H119V187L122 185V184H124V186H126V187H124V188H126L127 190H125V191H123V190H119L120 192V194H119V197H118V199L116 200V201H113L111 198H112V196H114L113 198L115 199V192L112 194V195H110L111 193H108L109 195H107L108 197H106V195L102 192V189H103V187L106 185L105 184V182L106 183H109L108 182V180L107 181H105V180H102L101 179V182H99V180H100V177H98V179L96 178L97 176H95L94 178H96V180H98V181H96V182H99V183H102V182H104V184H97L96 182H92V183H94V184H92V186L94 187V189H96V190H98V196L97 197H99V198H97V203H94V202H91V204H89L90 206L88 207V205H86L87 207H88V213H84L85 214V216H83V218H84V220H85V223L87 222L88 223V221H90L91 220V218L95 215L96 217H97V213L99 214V211H97V209H98V207H100V210H101V208H103V206L102 205H104L105 206V204H106V206L108 207V205H111L110 207H112V209H114V208H118V207H120V209H122L120 212H123L122 214L123 215H120V214H116V216L114 215L113 217H115L114 218V221H115V219H116V221L114 222V223H116L117 221H123V222H127L128 224H131L132 222H135L137 219H136V217H134L133 215H130V212H131V210H133V212L135 213V211H134V209H133V207H132V201L133 200H136V202H143L144 204H143V207L145 208L142 212H143V215H140L141 217L140 218H142V220L141 221H145V222H147V223H150V222H155V223H159L160 221H163V220H166L165 222H167V221H170V222H172V219H171V214H173V213H176V215H177V213L178 212H180V213H182V214H185L184 216H186V217H188V218H190V220H192L193 222H194V224H195V226H197V228L195 229V230H193V228H192V230H190V231H186V230H184V231H180V233H178V235H177V237L176 236H173V235H169V234H166L165 235V237L167 236V235H169L170 237L172 236V237H174L173 239H172V241L169 243V244H163V242H165V241H163V242H161L160 240H162V239H160L159 240V238L158 237H152V239L154 240L153 241V243H157V245H158V247H157V245L155 246V248L157 247V248H161L160 250H162V252H163V255H164V259H165V261L163 262V261H159V262H157L158 260H156V259H154L153 261H150V263L151 264H194V263H197V262H199V263H201V262H203V261H207V263L208 264H210V261L211 260H213V259H221L222 258V260L224 259V257H225V260H226V258H228V259H230V258H232L231 260H233L234 261V264H262V263H260V261L258 260L259 258L257 257V255H251V253H253V252H248V253H246L247 252V249L245 250V248H242L241 250H240V248H239V250L236 252V251H233V249L234 248H236L237 247V245L239 246V244H242V242L244 243V242H246L247 240H246V237H244L243 235L244 234H242V233H240V230H239V232L237 231H232V229L231 230H227V229H217V230H208V229H203V227H205V225H206V227L208 226H210V225H212L211 223H215V224H218V225H221V226H223V227H225V226H227V224H230V223H238L237 221H239L240 220V218H243V210H245L246 211V209H245V205H244V202H245V198L247 197V196H249L250 194H253L254 196H252V197H250V198H253L254 197V199H252V200H254L255 202H253L252 204L253 205H251L250 207V209L248 210V218H249V220L251 221V222H253V223H255L254 225L255 226H258V225H256V224H259V225H263L264 224V206H262V203H261V197H263V195L260 197V196H257V194H259L258 192H257V189L259 188L260 190L262 189V187H259V186H264V185H258L257 183H256V185H258V187L256 186V185H254L253 183H255V181H254V179L251 177V179L254 181H252L251 179V182L252 183H250V181H248L249 182V184H241V185H238L237 184V187H235L234 185L232 186V184L225 178V176H228V177H230L231 175H232V173H231V171L230 170H224V169H221V172L225 175V176H216V177H214L213 178V183H214V187H215V192L214 193H212L211 194V192L209 191H207L209 194H211L209 197H205V195H203V196H201V193L200 194H198L197 192H198V190L196 191L195 189H194V187H196L195 185H194V187H193V183H192V179L195 177V173H194V171H193V169H190V168H188V167H186V166H184V167H181L180 169H179V177H178V182H177V184L179 183L180 185H187V186H189L190 188H192V191H190V192H192V193H189V194H192V197H190V198H192V200H193V204H191V205H189V204H186L187 203V201L186 200H183V201H185V203L183 204V206L182 207H184L185 206V208H180V207H177V208H174V207H176L175 205H174V207H172V205H170L169 203H168V201H169V199L171 198V196L175 193V192H178V190H176V188H175V186L173 185V183L172 184H169V185H167L168 184V181H165V176L166 175H168V174H170V171L172 170V163L170 162V161H166L165 159H166V154H164ZM219 153V152H218ZM235 153H237V152H235ZM245 153V152H244ZM246 154L245 153V155L246 156H248V155H250V154ZM252 153H254V152H252ZM257 154H259V156H258V158L261 160V156H262V153L260 154L259 153V151H257L256 152ZM73 154V153H72ZM180 154H182V152L180 153ZM179 154V155H180ZM238 154V153H237ZM236 154V155H237ZM255 154V153H254ZM264 154V153H263ZM75 155V154H74ZM83 156H84V154H82ZM97 155H98V153H97ZM124 155V154H123ZM122 155V156H123ZM134 155V154H133ZM151 155V154H150ZM172 155H173V153H172ZM174 155H176V154H174ZM193 155H194V157L196 158V160L197 161H199L200 159H202L206 154H205V152H203V151H201V150H197V151H195L194 153H193ZM245 155H243L244 157L242 158V160L243 159H246L245 158ZM261 155V156H260ZM7 156H9V157H7ZM89 156V155H88ZM113 156V155H112ZM146 156H148V155H146ZM171 156V155H170ZM185 156V155H184ZM220 156V155H219ZM235 156V155H234ZM252 156V155H251ZM19 157V158H18ZM74 157H78V156H74ZM79 157H81V155L79 156ZM78 157V158H79ZM89 157H93V156H89ZM210 157V156H209ZM224 157V156H223ZM233 157V156H232ZM253 157V156H252ZM263 157V156H262ZM7 158V159H6ZM67 158H69V159H67ZM82 158V157H81ZM84 158V157H83ZM102 158V157H101ZM215 158V157H214ZM227 158H229V157H227ZM248 158V157H247ZM256 159V161H255V165H261V163H259V164H257L258 163V161H260L259 159ZM22 159V158H21ZM75 159V158H74ZM89 159H91V158H89ZM93 159H98V157H94ZM175 159V158H174ZM173 159V160H174ZM185 159V158H184ZM209 159H211V158H209ZM251 159H253V158H251ZM101 160V159H100ZM138 160V159H137ZM213 160V159H212ZM45 162V166H43V169L41 170V172H40V170L38 171V173L36 174L35 173V167L37 166V165H40V163L41 162ZM76 161H77V159H76ZM84 161V160H83ZM92 161H94V160H92ZM228 161H230V160H228ZM244 161H246V160H243L242 162L243 163H245ZM78 162V161H77ZM81 162V161H80ZM89 162V161H88ZM97 162H98V160H97ZM100 162V161H99ZM210 162H212V161H210ZM223 162H225V161H223ZM222 162V163H223ZM250 162H252V161H250ZM261 162H264V161H261ZM111 163H113L112 161H111ZM176 163V162H175ZM230 163V162H229ZM228 163V164H229ZM241 163V162H240ZM60 164V165H59ZM73 163H72V161H71V165H72ZM98 164V163H97ZM103 164H105V166H106V164H108V163H106V162H104V161H102V168L104 167L103 166ZM208 164V163H207ZM221 164V163H220ZM231 164V163H230ZM246 164H248V163H246ZM245 164V165H246ZM253 164V163H252ZM264 164V163H263ZM42 165V164H41ZM74 165V164H73ZM72 165V166H73ZM89 165V164H88ZM178 165V164H177ZM200 165V164H199ZM204 165H206V164H204ZM217 165V164H216ZM232 165V164H231ZM251 165V164H250ZM54 166H56V165H54ZM56 166V167H57ZM70 166V165H69ZM189 166H191V165H189ZM213 166V165H212ZM211 166V167H212ZM64 167V166H63ZM84 169H83V168ZM134 167V166H133ZM204 167H206V166H204ZM248 167V166H247ZM252 167V166H251ZM250 167V168H251ZM261 167H263V166H261ZM71 167H69V169H70ZM201 168H203V167H201ZM228 168V167H227ZM254 168V167H253ZM63 169V168H62ZM88 169H90V168H88ZM94 169V168H93ZM99 169V168H98ZM210 169V168H209ZM216 169V168H215ZM236 169V168H235ZM262 169V168H261ZM51 170V169H50ZM72 170V169H71ZM73 170H76V169H74V167H73ZM91 170H92V168H91ZM175 170V169H174ZM207 170H208V168H207ZM210 170H212V169H210ZM247 170V169H246ZM251 170V169H250ZM260 170V169H259ZM54 171V170H53ZM63 171V170H62ZM65 171H66V169H65ZM64 171V172H65ZM68 171V170H67ZM90 171V170H89ZM254 171V170H253ZM256 171H258V170H256ZM69 172V171H68ZM98 172V171H97ZM251 172H252V170H251ZM259 172V171H258ZM257 172V173H258ZM12 173H13V175H15L14 177H13V175H12ZM53 173V172H52ZM57 173V172H56ZM254 173H256L255 171H254ZM138 175L139 177H138V179H136L135 178V176L134 175ZM202 174V173H201ZM208 173H206L205 175H207ZM239 174V173H238ZM68 175V176H67ZM89 175V174H88ZM88 175H87V177H88ZM93 175V174H92ZM204 175V174H203ZM239 175H241V174H239ZM248 175H250V174H248ZM253 175V174H252ZM58 176V175H57ZM86 176V175H85ZM105 176V175H104ZM177 176V175H176ZM18 177V176H17ZM53 177H54V180H53ZM170 177V176H169ZM247 177V176H246ZM245 177V178H246ZM264 177V176H263ZM90 178H91V176H90ZM93 178V177H92ZM102 178V177H101ZM240 178H242V177H240ZM239 178V179H240ZM248 178H250V176H248ZM32 179H33V181H32ZM55 179H57V180H55ZM202 179H204V178H202ZM239 179H237V180H239ZM264 179V178H263ZM89 180H91V179H89ZM136 180H137V182L139 181L140 183H141V185H142V187H145L144 189H141V187L139 188V187H136ZM18 181V182H17ZM155 181H157V183H158V186H157V190H153L154 189V187H153V185L156 183ZM241 180H239V182H240ZM242 181H243V178H242ZM241 181V182H242ZM257 181V180H256ZM263 181V180H262ZM80 182V181H79ZM244 182V181H243ZM81 183V182H80ZM89 183V182H88ZM167 183V184H166ZM236 183H238L237 181H236ZM91 184H89V185H91ZM111 184V183H110ZM138 184V183H137ZM8 185H10L12 188H10L11 189V191H12V189L14 190V192H15V194H8L7 195V197L8 196H10V198H11V196H12V198L10 199V201L8 200H5L4 198V191H6V188L8 187ZM85 186V184H83V187ZM87 187H88V184L86 185ZM85 186V187H86ZM113 186V185H112ZM129 186H132V187H129ZM254 186H256V188L254 187ZM106 187H107V185H106ZM213 187V188H214ZM9 188V187H8ZM82 188V187H81ZM109 188V187H108ZM111 188V189H110ZM109 189H107V191H105V192H112V187H110ZM115 188V187H114ZM198 188V187H197ZM10 189L9 190H7V191H10ZM24 189V190H23ZM88 188H86V190H87ZM204 189V188H203ZM258 189V191H260ZM27 190V191H26ZM89 191H90V188L88 189ZM87 190V191H88ZM92 190V189H91ZM95 190V192L97 193V191ZM108 190H111V191H108ZM200 190V189H199ZM205 190V189H204ZM207 190V189H206ZM205 190V191H206ZM209 190V189H208ZM10 191V193H12ZM74 191H75V189H74ZM75 191V192H76ZM81 191V189L79 190V192ZM86 191V192H87ZM88 191V192H89ZM92 191H94V190H92ZM263 191V190H262ZM24 192H22V193H24ZM59 193V194H57V193ZM79 192H77L76 194H78ZM85 192V191H84ZM86 192H85V197H86ZM87 192V193H88ZM91 192V191H90ZM206 192V193H207ZM6 193V192H5ZM21 193V194H22ZM49 193V194H50ZM65 194H67L66 192H64ZM80 193H82V192H80ZM79 193V194H80ZM94 193V192H93ZM95 193V194H96ZM180 193H182V192H180ZM207 193V195H209ZM257 193V194H256ZM263 193H264V191H263ZM7 194V193H6ZM45 194H47V193H45ZM50 194V195H51ZM71 195H72V193H70ZM78 194V195H79ZM95 194L94 195H92V192L91 193H88L87 195H88V197H89V195H91L90 197H94L95 198ZM115 194V195H114ZM31 195V194H30ZM100 195V196H99ZM206 195V196H207ZM62 196V195H61ZM67 196V198H68V195H66ZM70 196V195H69ZM81 197H82V195H80ZM83 196V197H84ZM34 197H38V196H34ZM51 197V196H50ZM73 197H74V194H73ZM72 196L71 197H69V199H71V198H73ZM79 197V196H78ZM82 197V198H83ZM175 197H177V195H175ZM202 197L203 198H206V200L205 199H202ZM43 198H45V197H43ZM52 198V197H51ZM51 198H50V200H51ZM66 198V197H65ZM82 198H81V201H82ZM178 198V197H177ZM61 200H62V197L60 198ZM59 199V200H60ZM69 199H68V201H69ZM86 199V198H85ZM85 199H84V201H85ZM89 199V198H88ZM91 200L93 199V198H90ZM181 199H182V197H181ZM181 199L180 200H178L177 199V201H178V203H180V201H181ZM247 199V198H246ZM13 200L17 203H15V202H13ZM28 200H30L31 201V199H30V197H29V199H27V201ZM52 200H53V198H52ZM67 200V199H66ZM176 200V199H175ZM203 200H205L206 202H204ZM263 200H264V198H263ZM57 201H58V199H57ZM63 202H64V200H62ZM74 201H75V199H74ZM87 201V200H86ZM93 201H95L94 199H93ZM176 201V202H177ZM251 201V200H250ZM39 202V201H38ZM55 203H57L56 201H54ZM171 202H173V201H171L170 200V203ZM34 205H36V201H34ZM41 203H44V201L43 202H41ZM60 203V202H59ZM70 203V202H69ZM75 203H76V201H75ZM79 203H80V201H79ZM78 203V204H79ZM82 203H83V201H82ZM87 202H85V204H86ZM168 203V204H167ZM175 203V202H174ZM174 203H172V204H174ZM182 203V202H181ZM190 203H191V200H190ZM45 204V203H44ZM43 204V208L45 207V205ZM54 204V203H53ZM65 204V203H64ZM64 204L62 203V205L64 206ZM84 204V205H85ZM108 204V205H107ZM248 204H250V203H248ZM33 205V206H34ZM137 205V204H136ZM138 205H140V204H138ZM181 205V204H180ZM179 204L177 205V206H180ZM189 206V208L187 209L186 208V206ZM37 206V205H36ZM35 206V207H36ZM50 206V205H49ZM51 206H52V204H51ZM65 206H67L66 204H65ZM102 206V207H101ZM105 206V207H106ZM210 206L213 208V206H216L215 208H217L218 207V209L220 210V212L222 213V214H220V216L221 217H217V216H214L215 214H213V212L215 211V210H210L211 208H210ZM248 206V205H247ZM30 207H31V205H30ZM76 207V206H75ZM79 207V206H78ZM143 207H139L138 209H143ZM34 208V207H33ZM38 208H39V204H38ZM37 208V209H38ZM42 208V209H43ZM49 208H51V207H49ZM77 208V207H76ZM82 208V207H81ZM214 208V209H215ZM57 209V208H56ZM58 209H60V207H58ZM66 209V210H65ZM112 209H107L108 211H106V213H109V211H114V210H112ZM35 210V209H34ZM86 210V209H85ZM186 210H188V211H186ZM217 210V209H216ZM78 211V210H77ZM83 210H81L80 212H82ZM96 211H97V213H96ZM103 211V210H102ZM115 211H118V210H115ZM207 211V212H206ZM210 211H213V212H211L210 213ZM140 212H141V210H140ZM139 212V213H140ZM145 212V213H144ZM203 212H205V214H207V213H209L208 215H204V213ZM79 213V212H78ZM96 213V214H95ZM103 213V212H102ZM115 212H111L110 214H114ZM118 213V212H117ZM137 213V212H136ZM179 213V214H180ZM247 213V211L245 212V214ZM82 214V213H81ZM80 214V215H81ZM104 214V213H103ZM110 214H108V216H110ZM175 215V216H176ZM218 215H219V213H218ZM231 215H234V217H232ZM112 216V215H111ZM132 216V217H131ZM178 216H182V215H178ZM80 217V216H79ZM82 217V216H81ZM95 217V218H96ZM138 217V216H137ZM76 218H78L77 216H76ZM100 218V220H101V218H103L102 217V215H101V217H99ZM108 218V217H107ZM244 218H245V216H244ZM186 219V218H185ZM188 220V219H187ZM83 221V220H82ZM96 221V222H95ZM99 221V220H98ZM102 221V220H101ZM208 221L209 222H211L209 225H207V223H208ZM245 221H246V218H245ZM75 222H77V225H78V222L80 223V220L78 219L77 221H75ZM92 222V221H91ZM97 223V218L93 221V224H94V227L96 226V224L95 223ZM103 222V221H102ZM102 222H99V223H97V225H101L102 224ZM105 222V221H104ZM103 222V223H104ZM108 223H109V221H107ZM120 222H118L119 224H120ZM243 222H244V220H243ZM122 223V222H121ZM136 223V222H135ZM139 223V222H138ZM137 223V224H138ZM117 224V223H116ZM175 224V223H174ZM241 224V223H240ZM80 225V224H79ZM78 225V228L80 229V226ZM84 225H86V224H84ZM104 225H106L107 226V224L106 223H104V224H102L101 226L102 227H104ZM110 225H111V223H110ZM123 225H125V224H123ZM145 225V224H144ZM154 225V224H153ZM235 225V224H234ZM236 225H239V224H236ZM69 226H70V224H69ZM83 226V225H82ZM81 226V227H82ZM90 226V225H89ZM122 226V225H121ZM53 227H56V225L54 226L53 225ZM62 227H64V225L62 226ZM71 227L73 228V226H72V224H71ZM70 227V228H71ZM97 227V226H96ZM216 227V226H215ZM22 228H25V230L26 231H23V230H21ZM52 228V227H51ZM60 228V227H59ZM99 228V227H98ZM104 228H106V227H104ZM122 228H124V227H122ZM82 229H84V227L82 228ZM94 229H96V228H94ZM233 229H234V227H233ZM35 230V229H34ZM55 230V229H54ZM60 230V229H59ZM237 230V229H236ZM1 231V230H0ZM49 231V230H48ZM50 231H52L53 232V230H50ZM55 231H58V230H55ZM89 231H91V230H89ZM118 231H120V228H119V230ZM60 232V231H59ZM88 232V230L86 229V233ZM97 232V231H96ZM209 232H211V234H208ZM243 232V231H242ZM259 232V231H258ZM262 232V231H261ZM83 233V232H82ZM95 233V232H94ZM122 233V232H121ZM135 233V232H134ZM153 233V232H152ZM176 233V232H175ZM264 233V232H263ZM0 234H1V232H0ZM47 234H49V233H47ZM60 234V235H59ZM77 234V233H76ZM88 234V233H87ZM93 233H91V235H92ZM165 234V233H164ZM163 234V235H164ZM246 234V233H245ZM254 234V233H253ZM49 235V236H50ZM84 235V234H83ZM89 235V234H88ZM88 235H86V237H88ZM100 235V234H99ZM158 235V234H157ZM176 235V234H175ZM248 235V234H247ZM69 238L71 237V239L73 238V235L71 234L70 236L69 235H67ZM262 236L264 237V235H262V234H259V233H257V232H255V236L253 235V238H262ZM64 238V239H66V243H65V245L63 244V243H61L64 239H62V238ZM86 237H85V239H86ZM91 237V236H90ZM92 237H93V235H92ZM90 238L91 240L89 241V244L91 245V246H95V244L97 245V240H94L95 239V237H96V235L94 236V238ZM171 237V238H172ZM0 238H1V235H0ZM8 238V239H9ZM59 238H61V239H59ZM68 238V239H69ZM145 238V237H144ZM148 238V237H147ZM167 238V237H166ZM170 238V239H171ZM248 238V237H247ZM260 238V239H261ZM10 239V240H11ZM100 239V238H99ZM151 239V240H152ZM10 240H7L10 244L12 243ZM40 240V243L42 244V250H41V252L43 251V254L41 253V252H38V251H36L35 250V248L33 247V246H35L36 244L35 243H37V241H39ZM101 240V239H100ZM42 241V242H41ZM69 241H72V240H69ZM99 241V240H98ZM257 241H259L258 239L255 241V242H257ZM61 244H60V243ZM95 242V243H94ZM112 242V241H111ZM114 242V241H113ZM39 243V242H38ZM37 243V244H38ZM38 244V245H41V244ZM71 243V242H70ZM73 243V242H72ZM83 243V242H82ZM84 243H85V240H84ZM84 243H83V245L81 246L82 247V249L84 248ZM86 243H87V241H86ZM9 244V245H10ZM64 246H63V245ZM74 245H75V243H74ZM77 245V244H76ZM79 246H80V243H79ZM78 246V249L80 248ZM117 246H120V245H117ZM134 246H136V245H134ZM13 248H14V246H12ZM11 247V248H12ZM39 247V246H38ZM56 247V248H55ZM76 247V246H75ZM12 248V249H13ZM31 248V249H30ZM56 249V250H59V251H62L63 253H64V256H62V255H56L54 252H53V249ZM87 248V249H86ZM153 248V247H152ZM156 248V249H157ZM30 249V250H29ZM39 249V248H38ZM74 249H77V248H74ZM118 249V248H117ZM245 251H244V250ZM80 250V249H79ZM84 249H83V251H85ZM92 250H94V249H92ZM111 250V249H110ZM153 250H154V248H153ZM152 250V251H153ZM160 250H157V252L158 251H160ZM73 251V252H72ZM77 251V250H76ZM232 251L233 252H236V254L234 255L233 253H232ZM29 252L31 253V256H29L28 254H29ZM32 252H33V255H32ZM72 252V253H71ZM84 253V252H83ZM82 252H80V254L82 255L83 254ZM98 253V254H97ZM155 253V252H154ZM160 253V252H159ZM162 255V256H163ZM14 256V257H15ZM161 256V255H160ZM102 257V256H101ZM151 257V256H150ZM86 258V257H85ZM152 258V257H151ZM163 258H161V260H162ZM163 259V260H164ZM14 260V259H13ZM144 261H145V258H144ZM148 261V260H147ZM221 261V260H220ZM16 263H17V261H15ZM198 263V264H199ZM143 264V263H142ZM145 264H146V262H145Z\"/></svg>", "mask_w": 264, "mask_h": 264}, {"label": "rangeland", "instance_id": "obj_2", "mask_svg": "<svg viewBox=\"0 0 264 264\" xmlns=\"http://www.w3.org/2000/svg\"><path fill=\"white\" fill-rule=\"evenodd\" d=\"M1 1H3V0H1ZM9 0H4L3 2H8ZM20 1V0H19ZM21 1H24V0H21ZM40 1H44L45 3H47L48 4V1L47 0H35V3H40ZM83 2L82 3H84V4H88V2H95L96 3V6L100 9V7H101V5H102V7L104 8V9H102V10H105V11H102L101 9L100 10H96V12L94 11L93 13H95V14H93L92 16H89V17H87V16H84V15H81V13H75V14H71V13H65L63 16H62V19H63V21L66 23L63 27L62 26H60V25H56V24H53L52 23V21H50V19H49V17H44V16H36V18H37V20H35V22L34 23H32L31 24V26H27V27H17L16 28V25H13L10 29H8L7 28V26L6 25H3V24H1L0 25V40L2 41H0V44L2 45H0V57H1V59L0 60H3L2 61V63L3 62H5L4 64H2L1 63V61H0V78H2V77H7V75L6 74H9V72H10V74L12 73V75H13V73L15 72V71H17V72H15V76L17 75V80L15 79V87H23V86H26L30 81H28L27 79L28 78H30V79H33V78H39V79H43V78H53L54 77V75H55V73H57L59 70L58 69H56V68H59L60 69V71L61 70H63V69H67V71L69 72V70H72L71 69V67L72 66H74V64L75 63H78L81 59H83L84 57L85 58H92L93 60H91L92 62L93 61H101V66H100V68L101 69H104V70H108L109 69V67H110V69L111 70H114V71H111L110 69H109V71H106V72H110L109 73V77L110 76H112V77H119V78H122V79H129V78H132L133 79V77H131V74H130V72L131 73H133V71H134V73L137 75L138 73H136L135 71V67H133L134 65L133 64H137V63H139V61L142 59L141 57H144V53H140V52H137V53H135V55H133L132 57L134 58H132V57H130L129 59H127V57H128V53H126L125 51L126 50H128L129 48H128V46L127 45H125V44H120V46L121 47H116V49H120V50H115V48H113V47H111V46H109L110 45V43H108V42H103L104 43V45H102V43L100 42V43H96L98 40H100L99 38H102V39H113V38H122V39H126V38H130V37H132L133 35H128V32H127V30H128V28H125V26H126V19H124V11H117L118 9H124L125 7H128L129 5H130V7H131V5H135V4H139V2H138V0H134V2H133V0H130V1H132L131 2V4L128 2V0H82ZM88 1V2H87ZM114 1H116L115 3H114ZM119 1H121V3L119 2ZM225 1V3L226 2H229L228 4H227V6L228 5H231V1L229 0V1H226V0H224ZM123 2L124 3H126V4H128V6L127 5H125V4H123ZM128 2V3H127ZM33 4V5H37V4ZM113 6L111 9H110V11L108 10V9H105V7H107L108 8V6ZM121 4H123V6H121ZM246 4H247V6H246ZM246 4L244 5V7H240L241 8V10H245V11H248V15H250V16H253V19H249L248 18V16H244V15H239V16H237V17H233V16H229V15H226V14H211V17L212 18H215V20L217 19L218 20V22H216V24L217 23H220V26H219V24H217L218 26H216V24H214L213 26H210V28H209V31L211 30V31H213V32H209V31H207V32H209V33H206L202 28H200V27H197L198 29H195L194 31L195 32H197V33H201V34H206V35H213L214 33H217L219 36H222V37H224L225 38V44L223 45L222 44V46H221V49H219L218 50V53H217V48H216V51H215V47H212V46H209V49H206V48H208L207 46H205V48H203V49H205V51L203 50V49H201L202 47L200 46V43L202 42V40H204V38H199V40H198V42L197 43H199V44H196L195 46H200L201 48H198V47H189V46H186L185 48H186V50H184V49H181L180 48V50L182 51V52H184V54L182 55V54H179V53H181V52H179L178 51V55L176 56V57H182L181 59H183L182 61H184V62H181L180 60L181 59H179L178 60V58L176 59L175 57H173V56H171V52H170V56L168 55V57L166 58L168 61H170L172 64H174V66L175 67H177V68H180V69H182V78H183V80H185V81H177V82H171V84L173 83L174 85H173V87L175 88L174 89V92L172 93V95H173V98H175L174 96H176V98L174 99V103H173V106L170 104V106H169V104H168V102H167V100L160 94V96H162V97H158L157 96V94L156 93H154L152 96L150 95V94H152L153 92H152V90L154 91V90H156V89H154V88H152V87H154V85L152 84V83H150L149 81H146V80H148V79H145V80H143V82H144V84H143V82H141L142 80H140L141 78L140 77H137V79H134L136 82H138V81H140L141 82V84H138V85H142V88L144 87V91L141 89V91H139V88H141L140 86H137V85H135V84H133V87L134 86H136V89L137 90H135L136 92H144L145 94H146V96L149 94V96H145V94H140V97H139V94L137 93H135L134 92V89L135 88H133L132 87V89L133 90H130L129 92H127L128 94L126 95V92L125 91H122V96H125V98L123 97V99H122V97H121V99L122 100H129V99H131L129 102H132L133 103V101L132 100H134V102L135 103H133V105H132V103H131V105H127L126 107H124V105H122L123 103H120V102H122L121 100H119L120 99V97H118L116 100H115V102H113L114 103V105L111 103V100H109L110 99V97H107V98H105V100L106 101H108V105H106L105 106V111L103 110V112L105 113V112H107L108 111V114H106L107 116H104L103 114V112H100V111H95V109H94V107H88V108H86L87 110L88 109H91V110H89V112L88 111H86V109L84 110L83 108H85V107H83L82 108V112H87L88 113V115H86L87 113H85V117L86 118H90L89 119V123H91L92 121L91 120H93V123L95 122V120L96 121H99V123L98 122H96L97 124H99L98 126H96L97 124H95L94 123V126H92V124L93 123H91L90 124V130L87 132V130H82V132H81V129L79 130L80 132H79V134L82 136L80 139L79 138H73V139H70V138H67V139H65V141H63L64 142V145H63V149L60 151V152H62V151H66V149H68V148H65V147H67V146H71V145H73L74 147H75V144L77 145V144H79L78 146H80V144H81V147H78V148H82V149H78V152H77V150H76V148L77 147H75V148H72V147H70V151L69 150H67L68 151V153L67 152H65L64 154H66L67 153V157H69L70 159H71V157H73V159L72 160H68V166H65V165H61L62 167H60V166H57V164H54V165H56V166H54V165H49V171H50V174H51V177L54 175V173H55V175H54V177L56 176V177H59V176H63V174L64 175H66V174H72V173H74V172H77L78 170L77 169H79V168H75V163H85V168H86V166H87V168L85 169V174L83 175V177H82V179L83 178H85L86 180H88V181H85L84 179H83V181L82 180H78V182H77V184H78V188H80L81 189V191L80 192H82V193H80L79 192V190H77L76 191V188H74L75 189V191H74V189L72 190V191H70V192H67V190L66 191H64V192H66L67 194H65L64 192H63V190L64 189H61V190H57V192H59L60 193V191H61V193L59 194V193H57V194H59L58 195V198H55L57 195H55V197H54V194H55V192H54V194H53V196H52V194L50 195L48 192H43L42 191V194H44L43 196L41 195V193H39V192H41V190H40V188H38V195H37V193H36V191H34V189H35V187L33 186V185H31L32 186V189L30 190V192L28 193V194H26V197L23 199V197H24V194H25V192L24 191H22V192H24V193H20V191H21V184H20V182H21V176L19 177V175H22V173L24 172L23 170L24 169H22L20 166L18 167V169L19 170H14L13 171V173L15 172L16 173V176L15 175H13V173H12V175H13V177L15 176L16 178V180H17V178H18V180H19V182H18V186H16V187H18L17 189H14V190H17L18 192V194H15V192H14V190L12 189V191H11V189L10 188H12L10 185H8V187L6 188V191H4V199L5 200H9L10 201V199L12 198V196H11V198H10V196H8L7 197V195L9 194H15V195H13V198H14V200L16 201V202H18V201H20V202H18V204L19 203H21V204H19V205H21L22 207H24V206H26L27 204V208H28V210H30V211H32L33 213H36V212H43V210L45 211V212H43V213H46V214H49L50 212H51V210L52 209H54L55 207V205H56V208L54 209V211H56V212H61V211H63L62 209L64 208V207H68V209L67 210H71L72 209V207H74V210L76 211L75 212V214H74V222H71V223H66V224H63L64 225V227H62L63 225H61L60 224V226H58L57 224H49L50 225V227L49 226H46V225H41V226H37V227H35L34 229H27L28 231H34V232H37V234H39V235H45V237H47L48 238V240L47 241H49V242H51V235L53 234V235H55V232H58V233H64V234H61L62 236L64 235V236H66L65 238L67 239V243L68 244H70L69 246L68 245H65V241H66V239H64V238H62V239H64L61 243H63L65 246H67L68 248H72V247H74V248H77V249H74V248H72L73 249V251H75V252H73L74 254H72V257H75L76 259H78V260H81V261H85L86 259H87V257L89 256V254H85L86 252L88 253L89 251H86L85 250V245H88V250L90 249L91 251H96V252H99L101 255L99 256L100 257V260H101V262H102V264H145V262H146V264H151L150 263V261H153L154 259H156V260H158L157 262H159V261H165V259H164V255H163V252H162V250H160L161 248H157L158 247V245H157V243L155 242V243H153V239H152V237H158L159 238V240L160 239H162V240H160L161 242H163V241H165V242H163V244L165 245V244H169L171 241H172V239L174 238V237H170L169 235H173V236H176L177 237V235H178V233H180V231H184V230H186V231H190V230H192V228H193V230H195L196 228H197V226H195V224H194V222L192 221V220H190V218H188V217H186V216H184L185 214H182V213H180V212H178L177 213V215H176V213H173V214H171V219H172V222H170V221H167V222H165L166 220H163V221H160L159 223L157 222V223H155V222H150V223H147V222H145V221H141L142 220V218H140L141 216L140 215H143V210L145 209L144 207H143V202H136V200H133L132 201V207H133V209H134V211H135V213L133 212V210H131V212H130V215H133L134 217H136V223L135 222H132L131 224H128L127 222L125 223V222H123V221H117L116 223H114L115 221H116V219H115V221H114V218L115 217H113L114 215L116 216V214H120V215H123L122 213L123 212H120L122 209H120V207H118V208H114V209H112V207H110L111 205H108V207L106 206V204H105V206L104 205H102L103 206V208H101V210H100V207H98V209H97V211H99V214L97 213V211H96V215H97V217L94 215L92 218H91V220L90 221H88V223L86 222L85 223V220H84V218H83V216H85V214L86 213H88V207L90 206L89 204H91V202H94V203H97V198H99V197H97L98 196V190H96V189H94V187L92 186V184H94V183H92V182H96V181H98V180H96V178L98 179V177H100V180H99V182H101V179L102 180H105V181H107L108 180V182L109 183H106L105 182V184L107 185V187H106V185L103 187V189H102V192L106 195V197H108L107 195H109L108 193H111L110 195H112L114 192H115V199L113 198L114 196H112V200L113 201H116L117 199H118V197H119V190H123V191H125V190H127L126 188H124V187H126V186H124V184H122L120 187H119V185H116V183L115 182H113V180H111V178H109L108 176H107V174H106V168H108V167H112L113 168V170H114V172H117V173H120V170H119V168L116 166V165H114V161L117 159V158H119V159H122V160H127L128 162L130 161V168L131 169H137L138 168V161L139 160H142V161H144L145 162V160H147V159H153V158H150V157H152L153 155L155 156H153L154 157V159H156V160H161V158H160V156H159V154H160V152H162V153H164V152H166V153H164V154H166V161H170L171 163H172V170L170 171V174H168V175H166L165 176V181H168V184L167 185H169V184H172L173 183V185L175 186V188H176V190H178V192H175L172 196H171V198L169 199V201H168V203L170 204V205H172V207H174V205L176 206V207H174V208H177V207H180V208H185V206L184 207H182L183 206V204L185 203V201H183V200H186L187 201V203L186 204H189V205H191V204H193V200H192V198H190V197H192V194H189V193H192V192H190V191H192V188H190L189 186H187V185H180L179 183L177 184V180H178V177H179V169L181 168V167H184V166H186V167H188V168H190V169H193V171H194V173H195V177L192 179V183H193V187H194V185L196 186V187H194V189L197 191L198 190V194H200L201 193V196H203V195H205V197H209L212 193H214L215 192V187H214V183H213V178L214 177H216V176H225L222 172H221V169H224V170H230L231 171V173H232V175L230 176V177H228V176H225V178L232 184V186L234 185L235 187H237V184L238 185H241V184H249V182L248 181H250V183H252L251 182V177L254 179V181H255V183H253L254 185H256V183L258 184V185H261L262 183V185H264V162H261V161H264V104H262L260 101V99H263L264 98V94H263V98H259V96H256V98H254L253 96V89H254V84H253V82H252V78L251 79H247L246 77L244 78L243 77V80L246 82H244L245 84L244 85H246L245 87H248V86H250L251 88H250V95L249 96H247V98H248V100H249V102H252L253 100H254V104L257 106V108H259V111H257L258 109L257 108H255L254 109V111H255V113H257V115H259L260 116V125H261V128H262V131H261V129L259 130H257V128L258 127H252V128H249L248 130H246V132L250 135H252L253 134V136L254 135H257L258 137H259V139H260V144L258 143V150L257 149H255V150H257V151H259V153L261 154L262 153V156H261V160L258 158V156H259V154H257L256 152L257 151H255L254 149H252V151L249 153L248 152V150L249 149H251V148H246V145H245V142L244 141H241L242 143L241 144H243V145H240L239 143H240V141L239 140H241V139H239L240 137H238V135H235V136H233L234 137V140H233V138H232V136H230V138L228 139V141H226V140H224V139H222L221 138V136H222V134H223V132H221V131H223V129L222 128H216V127H219V124L220 123H218V122H220V120L219 119H223L224 120V122L226 121L227 122V124L229 123V125L230 126H228L227 124H226V128L224 129V131H228L231 127H233V126H235V123L233 122V121H237L238 120V118L239 117H237L235 120H233L232 121V119L230 118H228V117H232V116H227L228 115V112L227 113H225V112H221L220 113V115L221 116H219L218 117V119L217 120H213L212 118H210L209 117V115H210V113H208L207 111H205L206 113H208V114H206V113H204V115H202L201 116V113L200 112H202L201 110L200 111H197L196 112V108L194 109V108H192L191 109V107H196V106H194V104H192L191 106H190V103H191V99H195L197 96H196V88H200L201 87V85H200V83H202V81H207V78L205 79V77H210V75H211V78H212V76H213V74L214 75H216V71H215V73L214 72H212V70H210V74H208V75H204V78H203V76L201 77V76H199V75H202V73H199L198 74V72L196 73V71H198L197 70V67H196V69H195V67H193V63H194V66H195V58L193 57L194 56V54H193V51H191L192 49L191 48H198V50L200 49V51L199 52H207L208 54H212L213 52L215 53V54H218L219 55V53H224L226 56L228 55V57H226V58H223V60H219V62H221V61H223V62H221V63H218V62H216L217 60L216 59H218L219 57H218V55H217V57H216V59L213 57L215 54L213 53V55H210V57H211V59H212V57H213V60H210V62H213L212 64L210 63V65H211V67L212 66H219V65H217V64H220V65H222V66H225L224 64L226 63V60H227V63L228 64H231V63H229V62H232V65H231V70H228L229 69V65H227V63H226V66L225 67H219V68H221V69H218V71H222V73L221 72H219V73H217V75L216 76H213V78H212V80H211V78H209L208 77V83L209 82H211V83H215V81H216V77H218V83H219V81L222 83H217L218 85H219V90H221V91H219V93H226V91H227V89L229 88L228 86H227V84L225 83V82H227V81H225L226 79L227 80H233L234 78L233 77H237V74H238V72H235L234 73V70H235V68L234 67H236L235 66V64H234V61H235V63L236 62H238L239 60H240V58L239 57H241L242 59H243V57H242V55H239V52L240 51H238L237 52V50H235L234 48L236 47V46H238V45H235V44H239V43H244V47L245 48H248V47H251L252 49H256L255 47H257V41H255V40H251V38H252V36H253V33L251 32V34L250 35H243L241 32H240V35H239V32H237V30H242V29H246V28H249V29H247V30H249V31H253V30H255V31H259L260 29V32H264V28L262 27V26H264V11H262V10H260L258 7H256V6H253L251 3H249V2H246ZM49 5L50 4H48V7H47V12H49V13H51V11L52 10H50V8L51 7H49ZM54 5V7H55V9H56V6L55 5H57L56 3L55 4H53ZM232 5H234V3L232 4ZM236 5V4H235ZM42 6V5H41ZM51 6V5H50ZM118 8H117V7ZM119 7H121V8H119ZM230 7H234V6H230ZM230 7H228V9L227 10H229V11H231V10H233V8L231 9ZM0 8L2 9L3 7H1L0 6ZM35 8V10H38V8H40V5L39 6H36V7H31V9L30 10H32V9H34ZM246 8V9H245ZM49 9V10H48ZM55 9H54V12H55ZM251 9V10H250ZM25 10H27V9H25ZM35 10L33 11H31V12H27L28 14H30V19L32 18V17H34V15L33 16H31V14H34L35 13ZM113 12H112V11ZM115 10V11H114ZM199 10V9H198ZM99 11V14H97V12ZM108 11V12H107ZM250 11V12H249ZM109 12H112V13H119V16L120 17H117L118 15L115 13V16H111L110 14H109ZM235 12H237V11H235ZM255 14H253V13ZM261 12V13H260ZM53 13V12H52ZM106 13V14H105ZM27 14V15H28ZM107 15V16H105V15ZM100 15H103L104 17H100ZM122 15V16H121ZM217 15V16H216ZM222 15V16H221ZM29 16V15H28ZM4 17H6V16H4ZM80 17V18H79ZM98 17V18H97ZM106 17H108V18H106ZM109 17H111L112 19H110ZM197 17H199V18H201V19H198ZM196 17V19H197V21H200L201 22V20H203L202 19V16H197ZM74 18V19H73ZM110 19V20H107V21H105L106 19ZM117 18V19H116ZM232 20H231V19ZM238 18V19H237ZM244 18V20L243 21H240V20H242ZM44 19V20H43ZM97 19V20H96ZM99 19V20H98ZM105 19V20H104ZM114 19H116V20H118L119 22L118 23H116V22H114L113 23V21H116V20H114ZM123 19V20H122ZM223 19H226V20H223ZM42 20V21H41ZM84 20H85V23H84ZM94 20H95V23L97 22V21H101V22H97L98 24H91L90 22L92 21V22H94ZM237 20V21H236ZM37 21H39V22H37ZM50 21V22H49ZM81 21V22H80ZM125 21V22H124ZM222 21H224L223 22V24H221L222 23ZM230 21V22H229ZM69 24H68V23ZM76 22V23H75ZM79 22L82 24L83 23V25H81V24H79ZM104 22H106L107 24H109L108 22H110V23H113V24H109V25H106V23H104ZM200 22L198 23L197 22V24H200ZM227 22V23H226ZM228 22H229V24L231 25V27L230 26H227V25H229L228 24ZM232 22H234V23H232ZM239 22H241V23H239ZM251 22V23H250ZM257 22V23H256ZM78 23V24H77ZM99 23H103V25H101V24H99ZM120 23V24H119ZM71 24H73V25H71ZM75 24V25H74ZM234 24V25H233ZM76 25H80L79 27L78 26H76ZM98 25H100V27L98 26ZM122 25H124L122 28H120ZM234 27H233V26ZM236 25H237V27H236ZM239 25H240V28H239ZM246 27H245V26ZM58 26V27H57ZM70 28H69V27ZM76 26V27H75ZM83 26V27H82ZM94 26V28L96 29H94V30H87L86 28H84V27H93ZM214 26H216V27H214ZM254 26V27H253ZM98 27H99V29H98ZM227 27H229V28H227ZM253 29H252V28ZM50 28H52V30H50ZM72 28H75L74 30L72 29ZM211 28H213V29H211ZM225 28H227V29H225ZM83 29V30H82ZM223 29V30H222ZM258 29V30H257ZM6 30H9V33L6 31ZM11 30V31H10ZM13 30H15V31H13ZM81 30V31H80ZM235 30V31H234ZM13 31V32H12ZM217 31H219V32H217ZM221 31V32H220ZM234 31V32H233ZM51 32V33H50ZM87 32V33H86ZM104 32V33H103ZM254 32V31H253ZM7 33V34H6ZM22 33V34H21ZM91 33V34H90ZM92 33H95L96 35H94V34H92ZM220 33L221 34H223V35H220ZM21 34V35H20ZM49 34L51 35V36H49ZM90 34V35H89ZM137 34V33H136ZM136 34H134V35H136ZM19 35V36H18ZM235 35H236V38H235ZM242 35V36H241ZM2 36H3V38H2ZM15 36H18L17 38H19V39H23V37H24V41H25V43H24V41L22 42V41H19V43H21V44H19L18 42V46L16 45V44H14L13 43V37H14V39H15ZM22 36V37H21ZM29 36H31V37H29ZM56 36V37H55ZM63 38H62V37ZM89 36V37H88ZM94 38L93 40H91L92 39V37ZM95 36V37H94ZM100 36V37H99ZM227 36V37H226ZM229 36V37H228ZM230 36L232 37V38H230ZM240 36V37H239ZM12 37V38H11ZM51 37V38H50ZM54 39H53V38ZM82 37H84V38H86L84 41H83V43L81 42L82 40H80ZM111 37H113V38H111ZM235 39H234V38ZM243 37V38H242ZM2 38V39H1ZM11 38V39H10ZM56 38V39H55ZM72 38V39H71ZM87 38H88V40H87ZM180 38H187V36L186 35H182V36H180ZM226 38L228 39V40H226ZM239 38V39H238ZM7 39H8V42H6L7 41ZM43 39V40H42ZM50 39H53V41L54 42H52V40H50ZM57 39H59L58 41H59V43H58V41H57ZM67 39V40H66ZM96 39H98V40H96ZM237 39V40H236ZM245 39V40H244ZM10 40V41H9ZM11 40H13V41H11ZM16 40V39H15ZM50 40V41H49ZM78 40V41H77ZM87 40V44L85 43V41ZM231 40V41H230ZM44 41V42H43ZM62 41V42H61ZM94 41V42H93ZM96 41V42H95ZM13 44H12V43ZM28 42V43H27ZM67 42V43H66ZM77 44H76V43ZM238 42V43H237ZM2 43H7V45L6 44H2ZM39 43V44H38ZM79 43H81V45H79ZM89 43V44H88ZM93 43V44H92ZM108 43V44H107ZM253 43V44H252ZM8 44H12V45H10V47H7L8 46ZM72 44V45H71ZM73 44H76L75 45V47H73ZM98 44L100 45V46H109L108 48L110 49H107V51L106 52H103L102 53V51H104L105 49L103 48H98ZM235 46H234V45ZM23 46V48H20L19 46ZM70 45H71V47H70ZM87 45V46H86ZM96 46V50L94 49V47H89V46ZM230 45V46H229ZM233 45V46H232ZM245 45H248V46H245ZM250 45V46H249ZM251 45H254V46H251ZM21 46V47H22ZM37 46V47H36ZM71 48V50L69 49V47ZM79 48H78V47ZM84 46V47H83ZM87 47V50H84V48L86 49V47ZM99 46V47H100ZM227 46H229V47H227ZM5 47V48H4ZM7 47V48H6ZM26 47V48H25ZM45 47H46V49H45ZM53 47V48H52ZM65 47V48H64ZM123 47H126V50L124 51V49H123ZM222 47H225L224 49L222 48ZM243 47V46H242ZM18 48H20V49H18ZM52 48V49H51ZM64 48V49H63ZM89 48V49H88ZM106 48V47H105ZM183 48V47H182ZM61 49L64 51H61ZM73 49V50H72ZM80 49V50H79ZM86 52L87 51V53H83L82 51L83 50ZM210 49H211V51L212 52H210ZM213 49V50H212ZM8 50V51H7ZM44 50V51H43ZM51 50V51H50ZM60 50V51H59ZM95 50V51H94ZM98 50H101V51H98ZM117 51V53H120V54H118V56H116L117 55V53L115 52H113V51ZM195 50H197V49H195ZM6 51V52H5ZM12 51V52H11ZM14 51H16L15 53H14ZM39 51V52H38ZM66 51V52H65ZM69 51H71V52H69ZM77 51V52H76ZM89 51V52H88ZM90 51L92 52V54H90ZM97 51V52H96ZM110 51H112L111 53H110ZM166 52H168L167 50H165ZM170 51V50H169ZM186 51H190V53L193 55V56H191L190 58L188 57V54H189V52H187L188 54H186ZM25 54H24V53ZM52 52V53H51ZM76 52V53H75ZM93 52H96V54H100L99 56H100V58L98 57L97 58V56L98 55H96V54H94ZM99 52H101V53H99ZM109 54H108V53ZM124 52L126 53V54H124ZM128 52V51H127ZM227 52H229L228 54H226ZM234 54L233 56L235 57V56H237V58L235 59H233V56H232V54ZM48 53H50V54H48ZM112 53H114V54H112ZM237 53H238V55H237ZM12 54V55H11ZM63 54V55H62ZM88 55V57H86V56H81V55ZM112 54V55H111ZM124 54V55H123ZM147 52L145 53V59H146V57H147ZM164 54H165V52H164ZM7 55V56H6ZM68 55V56H67ZM89 55H91V56H89ZM95 55H96V58L97 59H94V57H95ZM120 55V56H119ZM140 55V56H139ZM142 55V56H141ZM5 56V57H4ZM24 56V57H23ZM54 56V57H53ZM76 56V57H75ZM114 56H116L115 58L116 59H113L112 57H114ZM121 56H122V60H121ZM125 56H127V57H125ZM137 56H138V58H137ZM216 56V55H215ZM230 56V57H229ZM239 56V57H238ZM40 58V60H41V62H40V60L38 61H36V59L35 58ZM59 57V58H58ZM80 57V58H79ZM82 57V58H81ZM170 57H172V58H170ZM245 57H248L247 55H245ZM3 58V59H2ZM10 58V59H9ZM34 58V59H33ZM46 58H48V59H46ZM58 58V59H57ZM71 60H70V59ZM77 58H79L78 60H77ZM84 58V60L83 61H87L88 59H85ZM119 58V59H118ZM124 58H126V59H124ZM137 58V59H136ZM231 58V59H230ZM239 58V59H238ZM68 59V60H67ZM102 59H106L107 60V62H106V60H102ZM108 59L112 62H109L108 61ZM131 59H133V60H135L134 62L133 61H129V60H131ZM165 59V60H166ZM177 61H176V60ZM192 59H194V60H191ZM220 59V58H219ZM226 59V60H225ZM229 59H230V61H229ZM241 59V61H239V63H238V65H237V67H240L241 66V69H242V71H243V69H245V70H250V71H252L255 75L257 74V73H260V74H257V75H261V72L258 70V68H256L255 66H254V64L253 63H251V64H246L245 62H244V60H242ZM249 59V58H248ZM48 62H47V61ZM55 60H57V61H59L58 63H60L59 65H57V64H55L54 62H56ZM77 60V61H76ZM116 60H117V62H116ZM173 60V61H172ZM215 60V61H214ZM232 60V61H231ZM237 60V61H236ZM22 61V62H21ZM33 61V62H32ZM51 61H52V63H54L53 65L51 64ZM54 61V62H53ZM75 61V62H74ZM82 61V60H81ZM80 61V62H81ZM88 61H90V59L88 60ZM116 63H119V64H116ZM120 61V62H119ZM187 61V62H186ZM208 61H209V59H208ZM261 61H264V57H262L261 58ZM21 64H20V63ZM61 62H63L62 64H63V66L65 67V68H63V66L61 65ZM64 62H65V65H64ZM103 62H105L106 63V66H104L105 65V63H103ZM111 63L110 65H108L107 63ZM174 62H176V63H174ZM242 62H244L243 64H242ZM251 61H249V63H250ZM38 63V64H37ZM41 63V64H40ZM69 63V64H68ZM74 63V64H73ZM132 63V64H131ZM6 64V65H5ZM16 64H17V66H16ZM20 64V65H19ZM40 64V65H39ZM47 64V65H46ZM130 64H131V67L129 68V66H130ZM179 64V65H178ZM183 64H184V66H183ZM187 64V65H186ZM240 64H242V65H240ZM5 65V66H4ZM22 65V66H21ZM34 65V66H33ZM36 65H38L37 67H39V68H37L36 67ZM43 65V66H42ZM60 65L62 66V67H60ZM76 65V64H75ZM100 65V64H99ZM107 65L109 66V67H107ZM114 67H116L115 69H112L113 68V66ZM126 65V66H125ZM189 65H192V68H191V66L190 67H188ZM233 65H234V67H233ZM4 66V67H3ZM49 66H52V67H49ZM54 66H55V69H54ZM71 66V67H70ZM104 66V67H103ZM112 66V67H111ZM127 66H128V68H127ZM188 67L187 69H186V67ZM229 66V67H228ZM254 67V70H252L251 68H249V67ZM9 67V69H7ZM11 67H12V69H11ZM34 67L36 68V69H40L39 70V72L36 70V69H34ZM41 67V68H40ZM42 67L44 68V69H42ZM120 67H122V68H120ZM237 67H236V70L235 71H237ZM3 68H4V71H3ZM5 68H6V72H5ZM14 68H16V69H14ZM62 68V69H61ZM73 68V67H72ZM74 68H76V67H74ZM95 68V70L97 69V66H95L94 67ZM106 68V69H105ZM120 70H119V69ZM125 70H124V69ZM190 68H191V71H189L190 70ZM228 68V69H227ZM15 71H14V70ZM37 72L36 74H34L35 73V71ZM50 69H52V71H50ZM128 69V71H126ZM133 69V70H132ZM234 69V70H233ZM240 69V70H241ZM7 70L9 71V72H7ZM13 70V71H12ZM31 70V71H30ZM46 70V71H45ZM49 70V72H47ZM116 70H118V72L116 71ZM124 70V71H123ZM131 70V71H130ZM186 70V71H185ZM194 70V71H193ZM228 70V71H227ZM258 70V71H257ZM32 71H34V72H32ZM41 71H42V73H41ZM47 73V75H46V73ZM73 71V70H72ZM72 71H70V72H72ZM116 71V72H115ZM123 71V72H122ZM126 71V73H124ZM217 71V72H218ZM230 71H232V72H230ZM257 71V72H256ZM5 74H4V73ZM20 72V73H19ZM30 73V76H28V74ZM43 72L45 73V74H43ZM50 72L52 73V75L50 74ZM63 72H65L64 70H63ZM111 72H112V74H111ZM186 72V73H185ZM191 72V73H190ZM194 72V73H193ZM228 72V73H227ZM24 73V74H23ZM26 73V74H25ZM28 73V74H27ZM114 73V74H113ZM128 73H129V75L130 76H128ZM189 73H190V76H189ZM193 73V74H192ZM213 73V74H212ZM220 73H221V75H220ZM225 73H227V75L228 76H226V74ZM252 73V74H253ZM134 74V75H135ZM196 74V75H195ZM222 74H225V75H223L222 76ZM229 74H231L230 76H229ZM232 74H233V76H232ZM23 75V76H22ZM26 75V76H25ZM123 75V76H122ZM136 75H135V77L134 78H136ZM239 75V74H238ZM194 76V77H193ZM221 76H222V78L223 79H225V80H223V81H225V82H222V78H221ZM226 76V77H225ZM262 76H264L263 74H262ZM4 77V78H5ZM23 77V78H22ZM112 77H110V78H112ZM123 77H125V78H123ZM129 77V78H128ZM189 77H191L190 78V80L189 79H187V78H189ZM192 77H193V79H192ZM196 77V78H195ZM200 77V78H199ZM216 79H215V78ZM228 77V78H227ZM195 78V79H194ZM202 78V79H201ZM229 78H231V79H229ZM233 78V79H232ZM201 79L202 81H199V80ZM24 80H26V81H24ZM115 80V79H114ZM134 80H131L132 82H134L135 83V81ZM193 80H195L193 83L191 82V81H193ZM196 80H197V82H196ZM110 82L111 81H113V79L112 80H109ZM128 81H130V80H127V82ZM130 81V82H131ZM152 81V80H151ZM154 81V84H155V80H153ZM188 81H190V83H188ZM18 82H20V84H22V85H18ZM74 82L75 83H77L78 85H80V83H79V81H78V77L77 78H75L74 79ZM107 82V81H106ZM130 82H128L127 84H126V86H124L125 87V89H127L128 87H130L129 86V83ZM139 82V83H140ZM147 82H149V85H147L148 83ZM248 82V83H247ZM17 83V84H16ZM115 82H111L110 84L108 83H105V84H107L105 87L103 86V90L102 91H105V92H102V93H105L106 94V91H108V93H107V95L109 94L110 95V93H111V89L113 88V87H115V86H117V84H119V82H117L116 84H114ZM187 83V84H186ZM193 85H192V84ZM204 84L206 83V82H203ZM211 83H209V84H211ZM215 83V84H216ZM226 84V86L224 85V84ZM104 84V85H105ZM150 84H152V86L151 87H149L148 89H147V87L148 86H150ZM197 84H198V86H200V87H198L197 86ZM146 85V86H145ZM180 85V86H179ZM182 85V86H181ZM187 85V87L185 88V86ZM191 85V86H190ZM196 87H195V86ZM208 85V84H207ZM224 85V86H223ZM118 86H120V85H118ZM132 86V85H131ZM178 88H177V87ZM189 86V87H188ZM193 86H194V88H193ZM106 88V89H105ZM178 90H177V89ZM181 88V89H180ZM191 88V89H190ZM249 88V87H248ZM11 91H9V93H8V97L10 98V101H9V106L10 105H12V102H11V99L13 100V98L16 96L15 95V91L12 89V88H9ZM185 89H188L189 91H190V93H188L189 91L188 90H185ZM151 90V91H150ZM175 90H176V92H175ZM191 90H194V91H192L191 92ZM149 91V92H148ZM186 91V92H185ZM154 92H159V91H154ZM178 92H179V94L181 95H179L178 94ZM193 92H195V93H193ZM132 93H134V94H132ZM175 93V94H174ZM232 93H237V95L235 94H233L234 96H236V98L237 99H242V97H244V95L242 94V92L240 91V90H233V92ZM132 94V95H131ZM193 95V97H192V95ZM185 95H187V96H184ZM190 97H189V96ZM241 97H240V96ZM135 96H138V97H135ZM157 96V97H156ZM179 96L182 98V99H180L179 98ZM142 97H144V99H142ZM152 97V98H151ZM136 98H138V99H136ZM152 100H155V103H154V101H152V103H154V105L152 106V105H149V102H151L150 101V99ZM162 98V99H161ZM178 98H179V100H178ZM146 99V103L144 102V100ZM148 99H149V101H148ZM156 99H157V101L160 103H163V104H159V103H157V101H156ZM186 99V100H185ZM142 100V101H141ZM163 100H165V101H163ZM178 100V101H177ZM182 100H183V102H182ZM260 100V101H259ZM138 103H137V102ZM185 101V102H184ZM175 102H178V105H177V103L175 104ZM179 102H181L180 104H179ZM190 102V103H189ZM260 102V103H259ZM183 103H185V105L183 104ZM192 103H193V101H192ZM130 104V103H129ZM156 104H158L157 106H156ZM262 104V105H261ZM120 105V106H119ZM175 105V106H174ZM181 105L182 106H184V108L182 107L181 108ZM189 105V106H188ZM141 107L140 109H142L143 108V110H145V113H144V111L143 110H140L139 108H137V107ZM154 106H155V108H154ZM169 106V108L167 109V111L165 110L167 107ZM177 106V107H176ZM185 106H188V109H187V107H185ZM118 107V108H117ZM157 107H159V108H157ZM166 107V108H165ZM175 107V108H174ZM126 108V109H125ZM128 108H131V109H129V110H127ZM146 108V109H145ZM153 108H154V110H153ZM160 108H162V110L160 111ZM165 108V109H164ZM180 108V110L181 109H183V113H182V111H180L179 112V109ZM109 109V110H108ZM125 110V112H124V115H128L129 114V112L130 113H132V115H128V116H125V119L123 118L124 117V115L123 114H121L120 113V115L121 116H119V112H118V110L120 111V112H123L122 110ZM149 109V111H147ZM172 109V110H171ZM189 109L190 110H192L191 111V113H194L193 114V116L195 115V113L198 115V116H196V117H192L191 115H190V111H189ZM97 110V109H96ZM114 112H113V111ZM127 110V111H126ZM137 110V112H134L133 113V111H136ZM151 110V111H150ZM153 110V111H152ZM158 112H157V111ZM163 110H165L166 111V113H163L162 111ZM170 110H171V112H170ZM177 110V111H176ZM184 110H187V111H184ZM195 110V111H194ZM199 110V109H198ZM91 111H93L94 113H99L98 115H95L96 117L97 116H100V115H102V116H100L101 117V121H102V119H104L103 120V125H100L101 123V121H100V117H98L99 118V120L98 119H96V118H94L95 116L93 115V113H91ZM117 111V112H116ZM132 111V112H131ZM143 111V112H142ZM156 111V112H155ZM164 111V112H165ZM110 112V113H109ZM112 112V113H111ZM140 112V113H139ZM167 112L168 113H170L169 114V117H168V115H167ZM188 114H187V113ZM259 112V113H258ZM83 113V114H84ZM126 113V114H125ZM135 113H139V115H137V114H135ZM148 113H150L149 114V116L148 115H146V114H148ZM153 113V114H152ZM156 113V114H155ZM158 113V114H157ZM161 113V114H160ZM178 113V114H177ZM179 113H180V115H179ZM185 113V114H184ZM199 113V114H198ZM112 114H114V117L112 118V120H111V116H113ZM135 114V115H134ZM154 114H155V116H154ZM161 115V117L160 116H158V115ZM166 114V116H164V118L167 120H164V118H163V116L162 115H165ZM175 114V115H174ZM90 115H93L92 117L90 116ZM109 115V116H108ZM111 115V116H110ZM141 115H144V117L143 118H145V119H143L142 120V122L144 123H142V122H140V123H142V124H140V123H138V121H139V117L141 118L142 116ZM173 115V116H172ZM176 115H178L177 117H174V116H176ZM183 115V116H182ZM205 115H208V116H205ZM136 116H137V118H136ZM157 117V119H155L154 117ZM182 116V117H181ZM185 116V117H184ZM109 119H108V118ZM117 117V119H115ZM127 117H129V119H131V121H136V124L139 126V127H141V128H138V129H140V130H138L140 133L142 132V133H145L146 134V136H147V134L148 135H150V137H146V136H142L139 132V134L141 135L140 137H143L144 139H145V137H146V139L147 140H149V141H147V140H144V139H142L141 141H143V142H141V144L142 143H144V145L146 144V146H141V144H139L140 146H138V144H137V146L138 147H140V148H137V146H136V144H133V142L135 141L134 140V138H135V136H134V134H132L130 131H131V129H129L130 128V124H129V119L127 118ZM131 117H135L134 119L133 118H131ZM147 117V118H146ZM148 117H149V119H148ZM151 117V118H150ZM159 117H160V119H159ZM190 117V118H189ZM199 117H201L202 118V120H201V122H199L200 121V119H199ZM153 118V119H152ZM175 118V119H174ZM183 118L184 119H186V120H183ZM191 118H193L194 120H190ZM195 118H196V121H198L199 123H202V124H199L198 125V122H196L195 121ZM206 118V119H205ZM146 119H148V120H154L153 122H151V120L150 121H146ZM161 119H163V121L165 122V123H168L169 122V119H170V121H171V124L170 123H168L167 125L164 123V122H162V121H159V120H161ZM199 119V120H198ZM109 120V121H108ZM180 120V121H179ZM182 120V121H181ZM187 120H188V122H187ZM210 120H211V122L212 123H209L210 122ZM213 120V121H212ZM91 121V122H90ZM105 121V122H104ZM160 122V123H157V122ZM193 121V122H192ZM146 122H147V125H146ZM156 122V123H155ZM183 124H182V123ZM196 122V123H195ZM126 123H127V127H126ZM153 123V124H152ZM162 123V124H161ZM164 123V124H163ZM182 125L180 128H181V130L179 129V127H178V125ZM189 123H192V124H190V125H188ZM125 124V125H124ZM156 124H159V126L158 125H156ZM169 124L171 125V126H169ZM185 124V125H184ZM216 124H217V126H216ZM123 125H124V128H123ZM151 125V127L149 128V126ZM153 125L155 126V127H153ZM163 127H162V126ZM166 125V126H165ZM175 125V126H174ZM188 125V127H186ZM209 125V126H208ZM157 126V127H156ZM191 126H193V127H195V128H191ZM213 126H215V128L213 127ZM107 127V128H106ZM121 127V128H120ZM129 127V128H128ZM184 127H186V129H183ZM206 127H208V128H206ZM213 127V128H212ZM98 128V129H97ZM153 128V130H151ZM156 128H157V131H156ZM160 128H163L164 130H166V131H164L163 129H161V132L159 133V131H160ZM168 130H167V129ZM170 128V129H169ZM197 128V129H196ZM124 129V130H123ZM126 129V130H125ZM175 129L177 130L175 133L176 134H173V132L175 131ZM183 129V130H182ZM217 129H219V130H217ZM221 129V130H220ZM147 130V131H146ZM149 130V131H148ZM154 130H155V133H154ZM163 130V131H162ZM170 130V131H169ZM217 130V131H216ZM3 131H4V127L2 126V127H0V143H2V142H6V143H11V144H13V145H20V143L21 142H23V144H24V147H23V149H22V151L24 152L22 155H20V158H19V162H20V164H21V162L23 161V159H24V157H23V155L24 154H26V152H28L27 150H28V147H30L25 141H28V140H26L25 138H23L22 137V135H23V133L24 132H22V131H24V129H21L20 131H18V132H16V133H13V134H11V135H9V136H6V135H4V133H3ZM84 131V132H83ZM86 131V132H85ZM124 131V132H123ZM144 131V132H143ZM168 131V132H167ZM204 131V132H203ZM219 131V132H218ZM260 131V132H259ZM150 132V133H149ZM164 132V133H163ZM203 132V133H202ZM206 132V133H205ZM211 132H212V134H211ZM262 132V133H261ZM18 133V134H17ZM59 133H61V131H59ZM106 133L108 134V135H106ZM126 133V134H125ZM158 133V134H157ZM166 133H168V134H166ZM170 133V134H169ZM203 135H202V134ZM3 134V135H2ZM17 134V135H16ZM110 134V135H109ZM115 134V135H114ZM152 134H154V136H156L155 138L154 137H151V136H153ZM155 134H157L158 136H159V138L160 139H158V137H157V135H155ZM163 134V135H162ZM165 134V135H164ZM171 134H173V136L171 135ZM181 136H179V135ZM184 134V135H183ZM207 134V135H206ZM97 135V136H96ZM99 135V136H98ZM121 135H123L122 136V138L124 137V139H125V142L123 141V139H121V138H119ZM129 136V140H130V138L131 139H133L134 141H132V140H130V141H128V137L127 136ZM144 135V134H143ZM166 135H170L169 136V139H166L164 136H166ZM174 135H176V137H177V139H176V137L174 138ZM178 135V136H177ZM204 135L206 136V137H204ZM92 136V137H91ZM164 137V138H162V137ZM168 136H166V137H168ZM184 136H185V138H184ZM201 136V137H200ZM217 136V137H216ZM89 137V138H88ZM99 137V138H98ZM101 137H102V139H101ZM183 137V138H182ZM188 137V138H187ZM197 137V138H196ZM83 138V139H82ZM113 138V139H112ZM151 138H152V140L154 141V144L153 143H151L152 141H151ZM154 138V139H153ZM157 138V140H155ZM173 138V139H172ZM179 138V139H178ZM78 139V140H77ZM118 139V140H117ZM136 140H137V137L135 138ZM162 139V140H161ZM171 139L172 140H174V141H171ZM21 140V141H20ZM84 140V141H83ZM109 140V141H108ZM122 140V141H121ZM140 140V139H139ZM159 140H161L162 142H160ZM166 141V140H168L167 142H164V141ZM170 140V141H169ZM176 140H178V141H176ZM180 140V141H179ZM186 142H185V141ZM243 140V139H242ZM69 141V142H68ZM93 141H95V142H93ZM99 141H101L100 142V144H99ZM112 141V142H111ZM146 141L149 143V144H147L146 143ZM156 141H158V142H156ZM191 141V142H190ZM203 141H205V142H203ZM217 141V142H216ZM233 141V142H232ZM263 141V142H262ZM83 142V143H82ZM85 142H87V143H85ZM89 142H90V145H91V143L93 144V145H91V146H89ZM97 142V143H96ZM104 142L106 143V144H104ZM110 142V143H109ZM119 142H121V144H119ZM125 143L124 145L122 144V143ZM132 142V143H131ZM171 144H170V143ZM190 142V143H189ZM229 142H231V143H229ZM70 143V144H69ZM84 143H85V146H87V148H85V146H84V149H83V145H84ZM94 143H96V144H94ZM136 143V142H135ZM156 143V144H155ZM173 143V144H172ZM178 143V144H177ZM181 143V144H180ZM188 143V144H187ZM198 143V144H197ZM206 143V144H205ZM262 143V144H261ZM66 144H68V145H66ZM97 144H99V145H97ZM104 146H103V145ZM110 144V145H109ZM114 144V145H113ZM159 144V145H158ZM162 144V145H161ZM180 144V145H179ZM185 144H187L186 146H185ZM190 144V145H189ZM216 144V145H215ZM229 144V145H228ZM132 145H134V146H132ZM148 145V146H147ZM156 145V146H155ZM175 146V148H174V146ZM200 145V146H199ZM238 145V146H237ZM262 145V146H261ZM129 146V147H128ZM166 146V147H165ZM192 148H191V147ZM216 146V147H215ZM242 148V147H244L243 148V150L240 148V147ZM261 146V147H260ZM89 147H91L90 149H89ZM94 147H96V148H94ZM112 147V148H111ZM115 147V148H114ZM142 147V148H141ZM146 147V148H145ZM151 147V148H150ZM157 147H158V149H157ZM165 147V148H164ZM182 147V148H181ZM213 147V148H212ZM229 147V148H228ZM230 147H233L232 148V150H231V153H234L233 155H231L230 154ZM235 147V148H234ZM116 148H118V149H116ZM166 148H168V149H166ZM177 148V149H176ZM216 150H215V149ZM218 148V149H217ZM239 148H240V150H239ZM26 149V150H25ZM65 149V150H64ZM71 149H75V150H72L71 151ZM85 149H87V150H85ZM99 150V152L98 151H96V150ZM104 149H105V151H104ZM114 149V150H113ZM120 149V150H119ZM141 149H143L144 151H145V153H143V151L141 150ZM146 149V150H145ZM162 149V150H161ZM174 149V150H173ZM234 149H235V152H237V153H235L234 152ZM246 149H248V150H245ZM93 150V151H92ZM139 150H141V152L139 151ZM149 150V151H148ZM172 150V151H171ZM180 151V152H178V151ZM197 150H201V151H203V152H205V156L202 158V159H200L199 161H197L196 160V158L194 157V155H193V153L195 152V151H197ZM208 150V151H207ZM211 150V151H210ZM220 150L222 151V152H220ZM242 150V151H241ZM90 151V152H89ZM108 151V152H107ZM160 151V152H159ZM189 151V152H188ZM219 153H218V152ZM227 151V152H226ZM241 151V152H240ZM69 152H71L70 154H69ZM77 152V153H76ZM87 152H89V153H87ZM96 152V153H95ZM147 152H150V154L149 153H147ZM159 152V153H158ZM182 152V154H180ZM246 154H250V155H248V156H246L245 155V153ZM252 152H254V153H252ZM73 153V154H72ZM86 153L89 155V156H93V157H89L88 155H87V157L88 158H86ZM93 153H95V155L93 154ZM97 153H98V155H97ZM172 153H173V155H172ZM75 154V155H74ZM82 154H84V156L82 155ZM124 154V155H123ZM134 154V155H133ZM174 154H176V155H174ZM180 154V155H179ZM237 154V155H236ZM81 155V157H79ZM113 155V156H112ZM123 155V156H122ZM146 155H148V156H146ZM161 155V154H160ZM171 155V156H170ZM185 155V156H184ZM220 155V156H219ZM235 155V156H234ZM243 155H245V158L246 159H243V160H246V161H244L245 163H243L242 161V158L244 157ZM253 157H252V156ZM71 156V157H70ZM74 156H78L77 158L76 157H74ZM150 156V157H149ZM210 156V157H209ZM224 156V157H223ZM233 156V157H232ZM7 157H9V156H7ZM84 157V158H83ZM96 158V157H98V159H93V158ZM102 157V158H101ZM215 157V158H214ZM227 157H229V158H227ZM248 157V158H247ZM22 158V159H21ZM69 158H67V159H69ZM75 158V159H74ZM89 158H91V159H89ZM175 158V159H174ZM185 158V159H184ZM209 158H211V159H209ZM251 158H253V159H251ZM259 159L260 161H258V163L257 164H259V163H261V165H255L256 163H255V161H256V159ZM7 159V158H6ZM76 159H77V161H76ZM101 159V160H100ZM138 159V160H137ZM174 159V160H173ZM213 159V160H212ZM0 160H2V157H0ZM84 160V161H83ZM92 160H94V161H92ZM97 160H98V162H97ZM228 160H230V161H228ZM71 161H72V163L74 164H72L71 165ZM81 161V162H80ZM89 161V162H88ZM100 161V162H99ZM102 161H104V162H106V163H108V164H106V166H105V164H103V168H102ZM111 161L113 162V163H111ZM210 161H212V162H210ZM223 161H225V162H223ZM250 161H252V162H250ZM176 162V163H175ZM223 162V163H222ZM232 164H230V163ZM241 162V163H240ZM98 163V164H97ZM208 163V164H207ZM221 163V164H220ZM229 163V164H228ZM246 163H248V164H246ZM253 163V164H252ZM42 164V165H41ZM89 164V165H88ZM178 164V165H177ZM200 164V165H199ZM204 164H206V165H204ZM217 164V165H216ZM246 164V165H245ZM251 164V165H250ZM5 165V164H4ZM3 165V166H4ZM60 165V164H59ZM70 165V166H69ZM189 165H191V166H189ZM213 165V166H212ZM3 166H0V168H2L1 170H6V166L5 167H3ZM43 166H45V162L43 161V162H41L40 163V165H37L36 167H35V173L37 174L38 173V171L41 169H43ZM64 166V167H63ZM134 166V167H133ZM204 166H206V167H204ZM212 166V167H211ZM248 166V167H247ZM252 166V167H251ZM261 166H263V167H261ZM69 167H71L70 169H69ZM73 167H74V169H76V170H73ZM106 167V168H105ZM201 167H203V168H201ZM228 167V168H227ZM251 167V168H250ZM254 167V168H253ZM63 168V169H62ZM83 168V167H82ZM88 168H90V169H88ZM91 168H92V170H91ZM94 168V169H93ZM99 168V169H98ZM207 168H208V170H207ZM212 169V170H210V169ZM216 168V169H215ZM236 168V169H235ZM262 168V169H261ZM51 169V170H50ZM59 169H61L60 171L61 172H63V174L62 173H60L59 172ZM65 169H66V171H65ZM72 169V170H71ZM84 169V168H83ZM175 169V170H174ZM247 169V170H246ZM252 170V172H251V170ZM260 169V170H259ZM41 170H40V172H41ZM54 170V171H53ZM63 170V171H62ZM69 172H68V171ZM90 170V171H89ZM256 172V173H254V171ZM256 170H258V171H256ZM65 171V172H64ZM98 171V172H97ZM53 172V173H52ZM57 172V173H56ZM258 172V173H257ZM202 173V174H201ZM206 173H208L207 175H205ZM241 174V175H239V174ZM39 174V173H38ZM89 174V175H88ZM93 174V175H92ZM204 174V175H203ZM248 174H250V175H248ZM253 174V175H252ZM58 175V176H57ZM86 175V176H85ZM87 175H88V177H87ZM105 175V176H104ZM177 175V176H176ZM18 176V177H17ZM68 176V175H67ZM90 176H91V178H90ZM95 176H97L96 178H94ZM135 176V178L136 179H138V175L136 174V175H134ZM170 176V177H169ZM247 176V177H246ZM248 176H250V178H248ZM54 177H53V180H54ZM93 177V178H92ZM240 177H242L243 178V181H242V178H240ZM246 177V178H245ZM60 178V177H59ZM202 178H204V179H202ZM240 178V179H239ZM89 179H91V180H89ZM237 179H239V180H241L240 182H239V180H237ZM251 179V180H250ZM55 180H57V179H55ZM248 180V181H247ZM257 180V181H256ZM263 180V181H262ZM32 181H33V179H32ZM81 183H80V182ZM236 181L238 182V183H236ZM253 181V180H252ZM253 181V182H254ZM89 182V183H88ZM99 182H96L97 184H104V182H102V183H99ZM156 183L153 185V187H154V189L153 190H157V186H158V183H157V181H155ZM92 183V184H91ZM111 183V184H110ZM136 187H141V189H144L145 187H142V185H141V183L138 181L137 182V180H136ZM138 183V184H137ZM83 184H85V186L88 184V187L86 186H84L83 187ZM89 184H91V185H89ZM113 185V186H112ZM258 185H256L257 187H258ZM256 186H254L255 188H256ZM82 187V188H81ZM110 187H112L113 189H112V192H105V191H107V189H109ZM115 187V188H114ZM129 187H132V186H129ZM198 187V188H197ZM214 187V188H213ZM259 187H262V189L260 190L259 188V190L260 191H258V189H257V192L259 193V194H257V196H262L264 193H263V191H264V186H259ZM86 188H90V191L92 192V195H94L96 192H95V190L97 191V193L95 194V198L94 197H90L91 195H89V197H88V193H91L88 189V191L86 190ZM206 190H204V189ZM10 189V191L12 192V193H10V191H7V190H9ZM94 190V191H92V190ZM111 189V188H110ZM200 189V190H199ZM209 189V190H208ZM24 190V189H23ZM35 190H37V189H35ZM263 190V191H262ZM27 191V190H26ZM86 192V197L84 196L85 195V192ZM108 191H111V190H108ZM210 191L211 192V194H209L208 192ZM7 194H6V193ZM77 192H79L78 194H76ZM94 192V193H93ZM180 192H182V193H180ZM209 194V195H207V193ZM45 193H47V194H45ZM70 193H72V195L70 194ZM262 195H261V194ZM31 194V195H30ZM73 194H74V197H73ZM38 196V197H34V196ZM62 195V196H61ZM66 195H68V198H67V196ZM70 195V196H69ZM80 195H82V197L80 196ZM175 195H177V197H175ZM207 195V196H206ZM53 198V200H52V198ZM73 197V198H71V199H69V197ZM79 196V197H78ZM100 196V195H99ZM252 196H254L253 194H250L249 196H247L246 198H245V202H244V205H245V209H246V211H247V213L245 214V210H243V218H240V220L239 221H237L238 223H230V224H227V226H225V227H223V226H221V225H218V224H215V223H211V222H209L208 221V223H207V225H209L210 223L212 224V225H210L209 227L207 226L206 227V225H205V227H203V229H208V230H217V229H227V230H231L232 229V231H238L239 232V230H240V233H242V234H244L243 236L244 237H246V242H242V244H239V246L237 245V247L236 248H234L233 249V251H238L239 250V248H240V250L242 249V248H245V250L247 249V252L246 253H248L249 251L250 252H253V253H251V255L253 254V255H257V257L259 258L258 260L260 261V263H262V264H264V237L262 236V238L260 239V238H253V235L255 236V232H257V233H259V234H262V235H264V224L263 225H259V224H256V225H258V226H255L254 224L255 223H253V222H251L250 220H249V218H248V210L251 208L250 206L251 205H253L252 203L253 202H255L254 200H252V199H254V197L253 198H250V197H252ZM19 199H18V198ZM29 197H30V199H31V201L30 200H28L27 201V199H29ZM43 197H45V198H43ZM62 197V200H64V202L60 199ZM66 197V198H65ZM181 197H182V199H181ZM12 198V199H13ZM16 198L18 199V201L16 200ZM50 198H51V200H50ZM81 198H82V201H83V203H82V201H81ZM86 198V199H85ZM89 198V199H88ZM90 198H93L95 201H93V199L91 200ZM263 198H264V195H263V197H261V203H262V206H264V200H263ZM57 199H58V201H57ZM60 199V200H59ZM67 199V200H66ZM68 199H69V201H68ZM74 199H75V201H76V203H75V201H74ZM84 199H85V201H84ZM176 199V200H175ZM177 199L178 200H180L181 199V201H180V203H178V201H177ZM202 199H205L206 200V198H203L202 197ZM13 200V202H15ZM87 200V201H86ZM170 200L171 201H173V202H171L170 203ZM190 200H191V203H190ZM205 200H203L204 202H206ZM251 200V201H250ZM27 202V204H24V202ZM34 201H36V205H34L35 203H34ZM39 201V202H38ZM44 201V203H41V202H43ZM54 201H56L57 203H55ZM79 201H80V203H79ZM177 201V202H176ZM253 201V202H252ZM15 202V203H16ZM25 202V203H26ZM60 202V203H59ZM70 202V203H69ZM85 202H87L86 204H85ZM175 202V203H174ZM182 202V203H181ZM54 203V204H53ZM62 203L64 204H66L67 206H65V204H64V206L62 205ZM79 203V204H78ZM167 203V204H168ZM172 203H174V204H172ZM248 203H250V204H248ZM17 204V203H16ZM38 204H39V208H38ZM43 204L45 205V207L43 208ZM51 204H52V206H51ZM85 204V205H84ZM137 204V205H136ZM138 204H140V205H138ZM180 205V206H177V205ZM30 205H31V207H30ZM34 205V206H33ZM50 205V206H49ZM72 207H71V206ZM86 205H88V207L86 206ZM248 205V206H247ZM36 206V207H35ZM77 208H76V207ZM79 206V207H78ZM101 206V207H102ZM34 207V208H33ZM49 207H51V208H49ZM58 207H60V209H58ZM63 207V208H62ZM70 207H71V209H70ZM82 207V208H81ZM139 207H143V209H138ZM189 208V206L187 205L186 206V208ZM216 206H213V208L210 206V210H215L214 212L213 211H210V213L211 212H213V214H215L214 216H217V217H221L220 216V214H222L221 212H220V210L218 209V207L217 208H215ZM25 208V207H24ZM38 208V209H37ZM43 208V209H42ZM62 208V209H61ZM187 208V209H188ZM191 208V207H190ZM189 208V209H190ZM215 208V209H214ZM35 209V210H34ZM86 209V210H85ZM109 209H112V210H114V211H109V213H106V211H108ZM217 209V210H216ZM66 210V209H65ZM78 210V211H77ZM81 210H83L82 212H80ZM103 210V211H102ZM115 210H118V211H115ZM140 210H141V212H140ZM186 211H188V210H186ZM79 212V213H78ZM85 214H84V213ZM104 214H103V213ZM113 213V212H115L114 214H110V213ZM118 212V213H117ZM137 212V213H136ZM140 212V213H139ZM207 212V211H206ZM82 213V214H81ZM145 213V212H144ZM180 213V214H179ZM204 213V215H208L209 213H207V214H205V212H203ZM218 213H219V215H218ZM4 213H3V211L2 210H0V221L2 222V221H4V215H3ZM81 214V215H80ZM108 214H110V216H108ZM101 215H102V217L103 218H101V220L104 222V223H106L107 224V226L106 225H104V227H106V228H104V227H102L101 225L102 224H104L101 220H100V218L99 217H101ZM112 215V216H111ZM176 215V216H175ZM178 215H182L181 217L180 216H178ZM76 216L78 217V218H76ZM80 216V217H79ZM82 216V217H81ZM138 216V217H137ZM232 217H234V215H231ZM244 216H245V218H246V221H245V218H244ZM97 218V223H99V222H102V224L100 225H97V223H95L96 224V226L94 227V224H93V221ZM108 217V218H107ZM132 217V216H131ZM186 218V219H185ZM80 220V223L78 222V225L80 226V229L78 228V225H77V222H75V221H77V220ZM141 219V220H140ZM188 219V220H187ZM83 220V221H82ZM99 220V221H98ZM243 220H244V222H243ZM92 221V222H91ZM107 221H109V223L107 222ZM118 222H120V224L118 223ZM139 222V223H138ZM110 223H111V225H110ZM138 223V224H137ZM175 223V224H174ZM241 223V224H240ZM69 224H70V226H69ZM71 224H72V226H73V228L71 227ZM84 224H86V225H84ZM123 224H125V225H123ZM145 224V225H144ZM154 224V225H153ZM235 224V225H234ZM236 224H239V225H236ZM53 225L55 226L56 225V227H53ZM83 225V226H82ZM90 225V226H89ZM122 225V226H121ZM82 226V227H81ZM216 226V227H215ZM52 227V228H51ZM60 227V228H59ZM71 227V228H70ZM84 227V229H82ZM99 227V228H98ZM122 227H124V228H122ZM196 227V228H195ZM233 227H234V229H233ZM94 228H96V229H94ZM119 228H120V231H118L119 230ZM14 229H17V230H20V229H18V228H8L7 226H1V228H0V232H1V238H0V240L2 241V242H5V244H7V245H4V246H6V250L7 251H9V250H11V251H15L17 248L16 247H20V246H22L25 242L23 241H21V243H20V241H16L17 242V245L15 244V243H13L15 240H16V238L14 237L13 239H11L12 237H13V234L12 233H14V232H16V230H14ZM58 230V231H55V230ZM60 229V230H59ZM86 229L88 230V234L86 233ZM237 229V230H236ZM21 230H23V231H26L25 230V228H22ZM49 230V231H48ZM50 230H53V232L52 231H50ZM89 230H91V231H89ZM60 231V232H59ZM97 231V232H96ZM243 231V232H242ZM259 231V232H258ZM262 231V232H261ZM83 232V233H82ZM95 232V233H94ZM122 232V233H121ZM135 232V233H134ZM153 232V233H152ZM176 232V233H175ZM47 233H49V234H47ZM77 233V234H76ZM91 233H93L92 235H93V237H92V235H91ZM165 233V234H164ZM246 233V234H245ZM254 233V234H253ZM12 236H11V235ZM51 234V235H50ZM73 235V238L71 239V237L69 238L67 235ZM84 234V235H83ZM100 234V235H99ZM158 234V235H157ZM164 234V235H163ZM166 234H169V235H167L166 237H165V235ZM176 234V235H175ZM208 234H211V232H209ZM248 234V235H247ZM50 235V236H49ZM60 235V234H59ZM86 235H88V237H86ZM96 235V237H95V239L94 240H97V245L95 244V246L93 245V246H91L90 244H89V241L91 240L90 238L92 237V238H94V236ZM11 236V238H9ZM91 236V237H90ZM43 237V236H42ZM85 237H86V239H85ZM145 237V238H144ZM148 237V238H147ZM248 237V238H247ZM9 238V239H8ZM61 238H59V239H61ZM69 238V239H68ZM101 240H100V239ZM171 238V239H170ZM11 239V240H10ZM61 239V240H62ZM152 239V240H151ZM259 240V241H257V242H255L256 240ZM7 240H10L12 243L10 244ZM12 240H14V241H12ZM69 240H72V241H69ZM84 240H85V243H84ZM99 240V241H98ZM86 241H87V243H86ZM112 241V242H111ZM114 241V242H113ZM40 243V240L39 241H37V243ZM42 242V241H41ZM71 242V243H70ZM73 242V243H72ZM84 243V250L85 251H83V249H82V245H83V243ZM23 243V244H22ZM37 243H35L36 245L35 246H33L34 248H35V250L36 251H38V252H41V250H42V244L41 245H38ZM60 243V242H59ZM60 243V244H61ZM74 243H75V245H74ZM79 243H80V246H79ZM95 243V242H94ZM10 244V245H9ZM22 244V245H21ZM62 244V245H63ZM77 244V245H76ZM63 245V246H64ZM117 245H120V246H117ZM134 245H136V246H134ZM157 245V249L155 248V246ZM12 246H14V248L12 247ZM39 246V247H38ZM70 246H72V247H70ZM76 246V247H75ZM78 246L80 247L79 249H78ZM13 249H12V248ZM154 248V250H153V248ZM39 248V249H38ZM56 248V247H55ZM53 249V252L58 256V255H62V256H64V253L62 252V251H59V250H56V249ZM118 248V249H117ZM31 249V248H30ZM29 249V250H30ZM87 249V248H86ZM92 249H94V250H92ZM111 249V250H110ZM77 250V251H76ZM153 250V251H152ZM157 250H160V251H158L157 252ZM244 250V249H243ZM244 250V251H245ZM90 251V252H91ZM232 251V253L234 254H236V252H233ZM71 252V253H72ZM80 252H84L82 255L80 254ZM89 252V253H90ZM155 252V253H154ZM160 252V253H159ZM0 253H1V251H0ZM16 253L17 252H14V253H12L13 255H11V262L9 263V264H21V262H19L18 261V259H17V257L15 256L16 255ZM42 254H43V251L41 252ZM92 253V252H91ZM98 254V253H97ZM234 254V255H235ZM29 256H31V253L29 252V254H28ZM32 255H33V252H32ZM161 255V256H160ZM163 255V256H162ZM15 256V257H14ZM102 256V257H101ZM152 258H151V257ZM86 257V258H85ZM144 258H145V261H144ZM161 258H163L162 260H161ZM14 259V260H13ZM232 258H230V259H228V258H226V260H225V257H224V259L222 260V258L221 259H213V260H211L210 261V264H234V261L233 260H231ZM148 260V261H147ZM221 260V261H220ZM15 261H17V263L15 262ZM155 261V260H154ZM90 262V261H89ZM89 262L87 261L86 263L87 264H89ZM200 262V261H199ZM199 262H197V263H194V264H198ZM199 264H208L207 263V261L205 260V261H203V262H201V263H199Z\"/></svg>", "mask_w": 264, "mask_h": 264}]
</instances>
